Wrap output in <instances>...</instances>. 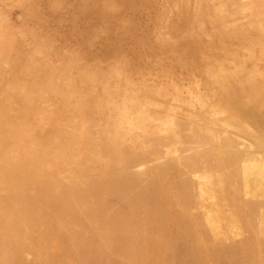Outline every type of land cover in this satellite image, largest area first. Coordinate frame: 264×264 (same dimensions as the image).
<instances>
[{
  "label": "bare ground",
  "instance_id": "6f19581e",
  "mask_svg": "<svg viewBox=\"0 0 264 264\" xmlns=\"http://www.w3.org/2000/svg\"><path fill=\"white\" fill-rule=\"evenodd\" d=\"M23 1H27V0H22L21 2H23ZM38 1L35 0V2H37V4L39 5ZM47 1H51V0H47ZM47 1L45 0V2H47ZM88 1L92 2V4H93V2L95 0L94 1L88 0ZM115 1H117V3L120 5L119 7H121L122 3H119V1L124 2L125 0L124 1L115 0ZM132 1L136 2L134 0H132ZM132 1L131 0L128 1L127 4H130V2H132ZM142 1L143 2L145 1V3H146V0H142ZM161 1H163V0H161ZM170 1L169 0L167 1L168 5H170ZM35 2L32 3L33 6H34ZM42 2H44V1H42ZM42 2H40V4ZM100 2H98V3H100ZM154 2H151V3H154ZM190 2H193V5L190 6L189 5ZM117 3L116 2L115 3L110 2L108 4V8L110 10L115 9L117 7ZM161 3H163V2H161ZM26 4H24V6H26ZM32 4H30V5L32 6ZM37 4H35V7ZM47 4H49V2H47L46 5ZM114 4H116V6ZM141 4H142V2H141ZM141 4H140V6L143 5V4L142 5ZM149 4H150V2H149ZM80 5H78V7H81ZM93 5H95V4H93ZM93 5H92V7H93ZM168 5H167V7H168ZM42 6H44V4ZM45 6H44V8L42 7L43 10H45V8H46ZM58 6H60V5H58ZM75 6H77V5H75ZM75 6H72V8L71 7L70 8L73 9ZM83 6L84 5H82V8H83ZM86 6H88V5H86ZM86 6H85V9H86ZM90 6H91V4L87 8L90 9ZM100 6L103 7L104 5H100ZM135 6H136V4H135ZM161 6L163 9V4ZM164 6H166V5H164ZM170 6H173L172 9L176 8V7H177L176 9H182L183 12L186 13V16H184L185 14L183 15L182 13L179 12L181 15L178 13L177 18H179L178 21H181V22L176 21L177 20V19H175V17L177 16L176 15L173 18V20L175 19L174 21L171 19L173 21L171 23H174L176 21L175 23L178 22L181 24V26L185 25V27L187 26V23L191 17L190 14L188 13L189 12L188 8H191L192 11L193 10L195 11V9H196V12L199 11L201 13L203 11L198 10L200 7H202V6L203 7L213 6V8H212L213 15H211V16H214L215 17L214 20H216V23H215L216 25H214V26H216V29H217V35L219 37V43H218L219 46L218 47H220L217 50L220 49V51H224V50L229 51V53H225L223 55L220 53V56H221L220 59H222V57L223 58L226 57L229 54V58H230L229 60L231 63L235 62L234 63L235 67H233L231 70H228L225 68V66H227V65L223 64V62H222V64L220 63V67L216 66V62L212 63V64L210 63L211 65H208V67H209L208 71L206 72V74H204V76H202L203 80H204V84H203L204 88L203 87H201V88L204 89L203 90L204 92L202 91V93L201 92L197 93L198 90H194L195 89L194 87H193V90H190L191 89L190 86L192 85L191 82L188 85L190 89L187 88L188 91H186L187 96L184 95V94H186V92L183 93L185 90L182 92V90L184 88H182V90H181L182 95H181L180 90L176 87L170 88L169 90L165 89L170 84H168L167 87H163V88L159 89V86H158L159 83H157L156 84L157 87L155 86L156 88L151 87L148 89L146 85H142L143 80H140L141 78L139 79L140 81L138 80L139 84L135 80H133V81L137 84H135V83L132 84V83H128V81L124 77H122V74L118 73L120 71H116V72L112 71V72H109L107 74L106 71H105L106 73H104V72L102 73L101 68L97 67V68H99L98 70H100L99 77L101 78V81H99V83H97L98 81H96V83L99 84L101 88L103 86L102 90L95 83V80L97 79L95 74H93L92 77L87 75L88 78L90 77L92 79H89V80L86 79V80H88L89 83L92 84V86L96 84V86H98L100 88L99 92H101V91L102 92H101V94L99 93L97 96L95 95V97L92 96L91 99H87L85 101H83V100L80 101L81 98L79 99L78 102H75V103H74L75 99L73 101L71 99V102L61 100L62 96H64V97L68 96V98H70V96L75 95L74 93L77 92V91L72 92L73 89L72 90L69 89L70 91L68 90L67 92H66V90H65V92L61 91V89H63L64 86L65 87L67 86L68 82H69V84H71L70 81L73 80L72 76H70V74L66 73V71H67L66 69H61L60 70L61 73L59 75H57L59 78V81L62 80L61 81L62 85L57 86V85L61 84L60 82H59V84L54 83L55 85H51V84H50L51 86L49 85L50 87L55 88L54 91H53V88H50L52 90L48 94H50L52 97L55 96L57 98L56 102L47 103V105L46 104L43 105L41 103L40 104L34 103L33 98H31V97L28 98V96H30V93L22 92V90H21V87L25 88L26 86L24 87V86H21L20 83H16V84H19V89L21 90V97L23 95L25 98L24 99L22 97L23 98L22 100H24L23 106L20 107L21 108L20 110H19V108H17L20 112L18 111L19 113L16 114L15 111H17V109L14 111V113L12 112L14 110L15 106H13V104H11V101L9 100L10 101V103L8 102L9 105L6 104L7 97L9 98L10 94L9 93H8L9 95L5 94L7 97H5V95L3 96L6 98L5 104L7 105V106L1 105V107H0V153L3 150H5V153L3 154L4 164H5V162H10L12 165L13 160H15V159H16L15 161H17V164H18L17 158H20L21 160H23V158H21V157L24 155V154H22L23 153L22 150H24V149L21 148L22 153L18 152V153H21L22 155L18 154L16 156H13L12 154L10 155L9 154L10 151L8 153V150L6 151V149H8L9 147H14L16 149H19V147L23 143H25L24 145L26 147H28V149L30 150V153H28V155L26 157L24 156L25 158H27L29 160L31 158H33V160H38V162H40L41 165L43 164V166L49 170H50V167H52V168L56 167L57 168L56 173H58V175H59V176L57 175L58 176L57 181L59 178L61 179L60 183H59V185H61L60 189L62 188V186H64V185H62L64 183V181H63V183H61L62 178H64L63 176H65L64 171H66V174L69 173L70 174L69 177L71 176L73 179V186H69L72 188H70L68 190L69 195L67 196V197L71 198L72 200L67 201L66 197L61 195V193L63 191H61V190L59 191V189L57 190V189L53 188L54 190H57V192L59 191L57 193L59 196L57 195L58 199L57 200L55 199L57 201L56 208L53 204L52 205L56 209V211L54 213L55 214V220H56L55 222L57 224V225L56 224H54V225L56 226V229L58 231V232L57 231L56 232L59 233V238L63 239V237H64L66 239V242L71 245V247L73 248V250H72L73 253L71 251L70 252L73 254L72 255L73 257H77V259L79 261V257L81 255L85 256L84 259H82V260L80 259L81 264H109V263L113 262L115 258H118L120 260L121 264H125L127 261H129V260L131 261L134 259H136V260L140 259L139 261H141V259H145L146 261L145 260L144 261L147 262V264H149L147 260L152 261L153 258H154L153 263H151L149 261L151 264L155 263V259H158V262L160 264H163V262L166 258H168L170 260H166L167 262L165 261L166 263L164 262V264H175L177 262H179L180 264H183L184 259L183 260L179 259L182 256H180L179 258L177 257V255L179 256V254L182 252L181 250H183L182 248H180L179 250L181 252L177 253L176 250H177V246L179 244H183L184 246H187V247L189 246L190 248L192 247L191 248L192 250L190 249L191 250L190 253L194 249H195V251L200 250L199 247L202 245L200 252H198V253L195 252L193 254L191 253L193 255V257L194 256H197V257L200 256L199 254H202L201 251H203L202 248H204L203 245H205V248H206L207 243L210 246H208L209 248H206V249L204 248V251L209 249L208 250V251H210L209 253H211V251L213 250L212 249L213 247L215 248V250H218V249L220 250V248H223V250H226V248L224 249V246H226L229 242L228 241L224 242L225 244L227 243L226 245L223 243L224 246H222L221 243L223 241H225L227 238H228L227 240H229L230 237L232 236L230 239V242H231V240L233 239V236H234L233 234H235V235L237 234L236 236H238V234L241 233L242 235L240 234L239 236H242L245 238V236L249 232H255V230H253V228L251 227L252 223L250 225L248 224V227H247L249 230H250V228H252V230H250V231L248 230L249 232L246 233L245 236L243 235L244 233L241 232L243 229L246 228L247 223L250 222L248 220H253L254 219L253 217H256V221L255 222L253 221V223L256 225L257 224L261 225L260 223H262L263 222L262 220H264V0H173ZM27 7H29V6H27ZM78 7H76V8L78 9ZM157 7H158V5H157ZM159 7H158V9L155 8V10L157 9L158 12L160 11ZM30 8H32V7H30ZM136 8H134V9H136ZM149 8H150V6H149ZM39 9H41V7ZM71 9H70V11H71ZM89 9H87V10H89ZM121 9H122V7L119 10H121ZM162 9H161V11H162ZM169 9H170V7H169ZM176 9H174V10H176ZM185 9H188V11L186 10L187 12H185L184 11ZM37 10H36V12H37ZM61 10L63 11V9H61ZM61 10L59 8V10L55 9L54 11H57L56 13H58ZM73 10H75V9H73ZM82 10H84V9H82ZM110 10L107 9L108 13ZM126 10L128 12L129 8L128 9L124 8V11H126ZM139 10H141V9H139ZM210 10H211V8H209L208 11H205L207 15H209ZM29 11L30 10L28 9V12ZM39 11L43 12L42 9ZM39 11H38V14H39ZM46 11L47 10H45L44 12H46ZM50 11H51L50 15L54 14V13H52L53 12L52 10H50ZM115 11H113V12L115 13ZM124 11H123V14L126 13ZM156 11H155V13H156ZM169 11L170 10H168V12ZM171 11L173 12V10H171ZM31 12L35 13L34 11H31ZM31 12H29L28 14L29 15L33 14ZM83 12H85V13H83ZM83 12L80 11V14L82 16V18L80 20H82V21H84L83 15H84V17L87 18V16L89 17V15L92 14V13H90L89 15H85V14H87L86 10ZM94 12H95V10H94ZM139 12H141V11H139ZM170 12H169V14H172V12L171 13ZM177 12H178V10H177ZM56 13L54 14L55 16L51 15L54 17V19L56 17ZM72 13L73 12H71L70 14L72 15ZM74 13H75V11H74ZM82 13H83V15H82ZM120 13L122 14V12H120ZM155 13H150V14L152 15ZM187 13L189 14L190 17H189V20L187 18V23L185 22L186 24H184L183 21L186 20L185 17H188ZM35 14H37V13H35ZM48 14L49 13H47V15ZM63 14H65L64 16L67 15V13H65L64 11H63ZM63 14L60 13L59 14L60 17H63ZM80 14L78 15V17L80 16ZM144 14H142V16ZM174 14L175 13L173 12V15ZM34 15H33V17L35 18L37 15H35V16ZM40 15H42V14L40 13L38 16H40ZM74 15L75 14L72 15L73 17L72 16H70V17L72 19L73 18L78 19L77 14L75 15L76 17ZM132 15H133V13H132ZM155 15H152V16L155 17ZM158 15H159V13H158ZM158 15H157V17H158ZM193 15L194 14H192V16ZM196 15H197V13H196ZM196 15L194 17H196ZM44 16L47 17L46 15H44ZM103 16L105 17L106 13H105V15L103 14ZM125 16H128V15L125 14ZM136 16L137 15H135V17ZM182 16H184L185 19L182 18ZM203 16H204V13H203ZM33 17H30V18L33 19ZM57 17L59 18L58 15H57ZM57 17H56V20H58ZM70 17H68V19ZM109 17H110V21H111L112 16H108V19H109ZM117 17H121V16L119 15ZM171 17H172V15H171ZM194 17H193V20H194ZM49 18H51V17L49 16ZM101 18H103V17L101 16ZM122 18H124V20H126L125 17L122 16ZM122 18H120L119 20H121V22L123 24L126 21H122ZM159 18H160V16H159ZM166 18L168 19L169 16ZM180 18L182 20L183 19L184 20L182 21ZM32 19H29V20H31V22H33ZM40 19L41 18H39V20ZM60 19H62V18H59V20ZM72 19H70L69 21L73 22V25H76L74 23L75 20L73 19L74 21H71ZM103 19H107V18L105 17ZM206 19H207V17H206ZM36 20L38 21V18H36L35 21ZM44 20H45V18L42 20L43 24H44ZM65 20L67 21V19H64L63 21H65ZM98 20H101V22H102V19H98ZM112 20L113 21L118 20V18L112 19ZM127 20H128V18H127ZM137 20H139V18ZM154 20H156V19H154ZM160 20L162 22V19H160ZM191 20H192V18H191ZM196 20H197V18H196ZM25 21H26L25 23H27V18ZM48 21H50V20H48ZM77 21H79V20H77ZM107 21H109V20H107ZM140 21H141V19H140ZM157 21H155L156 23H154V25L156 24V26L158 25ZM166 21H168V20H166ZM166 21L163 24L164 26L167 25ZM210 21H212V20H210ZM210 21L208 20V22H206L204 20H197L196 25H195L196 21L194 22L193 25L191 24V26H194L192 28H191L190 24H188L191 28L190 31L187 29L189 31L188 34H190L189 36L192 37V35L195 36V35L199 34L200 32H202L204 29L207 28L206 25H208V23ZM39 22L40 21H38V23ZM42 22H41V24H42ZM51 22H53L55 24L56 21L54 22V20H53ZM60 22H61V20H60ZM70 22L68 24H70ZM90 22L91 21H89V23ZM101 22H99V23H101ZM127 22L129 23V21H127ZM133 22H135V21H133ZM78 23H77V25H78ZM105 23H103V25H105ZM117 23H114V24H117ZM120 23H118V24H120ZM141 23L142 22H140V24ZM151 23H152V21H151ZM158 23H160V21ZM49 24H50V22H49ZM60 24H62V23H60ZM60 24H58V25H60ZM63 24L65 26L64 22H63ZM83 24H85V22H83ZM87 24H88V22L86 21V26H87L86 28L90 29ZM91 24H94V23H91ZM107 24H106V26H107ZM114 24H113V28L116 27L115 28L116 31L119 30L121 27H123V25L125 26V24H123L122 26L120 25L121 27H119V25L114 26ZM133 24H135V23H133ZM180 24H179V26H180ZM24 25H26V24H24ZM94 25H95V29H96V27L100 24L97 23V26H96V23H95ZM94 25H91L90 27L93 28ZM137 25L138 24H136V26ZM53 26H52V28H53ZM56 26H54L55 29L58 28ZM81 26H82V22H81V25H79V29L77 28L79 30V32L77 31L76 34L81 33V31H80L81 29L85 30V27L80 28ZM127 26L129 29V24L126 25L125 27H127ZM173 26H176V27H174V28H176V31H175L176 33L180 32L181 31L180 29L183 28V26L181 28L177 27L178 26L177 24H175V25L173 24ZM26 27H27V25H26ZM29 27H31V26H29ZM33 27H34V25H33ZM38 27L41 29L44 26H42V27L38 26ZM60 27H61V25L59 26V28ZM66 27L68 29V25H66ZM108 27L110 28V26H108ZM118 27H119V29H117ZM125 27L121 28L123 31V32L122 31L121 32L123 34L126 32ZM131 27H132V25H131ZM137 27H139V26H137ZM146 27H145V29H146ZM209 27H211V26H209ZM52 28H50V29H52ZM65 28H64V32H65ZM71 28L72 27L69 28L68 32H70ZM102 28H106V27L104 26ZM150 28H151V26H150ZM34 29L36 31L38 28L37 29L34 28ZM50 29L46 30L48 32V34H49ZM58 29L56 31H58ZM73 29L74 28L71 29V32H73ZM95 29L93 28L92 30L91 29L90 30L93 31ZM136 29L137 28H134L133 31H135ZM156 29H158V28H156ZM159 29H160V27H159ZM61 30H62V28H61ZM74 30H76V29H74ZM167 30L170 32V35H171L172 30H169V28ZM183 30H184V28H183ZM1 31H0V36L4 35L3 34L4 32L2 33ZM33 31L34 30H32V32ZM60 31H59V35H60ZM100 31H101V33L104 32L103 29H100ZM106 31H107V28H106ZM113 31H112V33H110V31H109L111 36L113 33H115V35L119 34L118 32L116 34V32L115 31L113 32ZM157 31H158V34H160L159 30H157ZM168 31L165 33V35L169 34ZM173 31H174V29H173ZM40 32H41L40 34H42V36H39V34L36 36H38V38L42 37V39H40V40L44 41L43 35L45 33H42V31H40ZM43 32H45V31H43ZM184 32H186V31H184ZM206 32H207V30H206ZM25 33H30V32H28V31L24 32V37H25ZM37 33H39V32H37ZM50 33L52 34L51 30H50ZM83 33H84V35L86 33V36H87V34H90V32L87 33L86 31H84ZM107 33L105 32L106 35H107ZM136 33L137 32H135V34ZM149 33H150V31H149ZM162 33L163 32H161V34ZM213 33H214V31H213ZM19 34H21V33H19ZM48 34H47V36H48ZM51 34L49 35V38L52 36L54 37V35L52 34V36H51ZM63 34H61V35L64 36ZM161 34H160V41L159 42H163V44L167 43L166 45L171 44L170 46H172L173 44H176L174 42L169 43L170 39L168 38V36L164 37V36H161ZM175 34H174V32L172 33V35H174V36H175ZM56 35H57V33H56ZM84 35L83 36L81 35V36L86 37ZM128 35H129V33H128ZM141 35H139V36H141ZM143 35H144V33H143ZM215 35H216V33H215ZM27 36H28V34H27ZM73 36H74V34H73ZM81 36H80V40H83V38ZM89 36H87L86 38L90 39ZM114 36H112V37L114 38ZM121 36L124 37V36H126V34L121 35ZM121 36H119V37H121ZM139 36H137V39H139L137 41L138 44H140L139 43L140 39H141V41L143 40V42L145 40V39H143L144 38L143 36H141L140 38H139ZM144 36L146 37V35H144ZM151 36H152V34H151ZM177 36L181 37V35H177ZM183 36H184V34H183ZM30 37H31V34H30ZM44 37H45V35H44ZM65 37H68V35H65ZM70 37H71V39H73L72 36H70ZM70 37H68V39H70ZM92 37H94V38L99 37L98 33H97V37H95V33H94V36H92ZM119 37L117 36L115 38H119ZM155 37H156V34H155ZM190 37H188V39ZM193 37L191 39H193V42H194ZM227 37L234 38V41H235V47L234 48H230V45L227 42H225ZM243 37H245L247 39H254V41H251V40L246 41L245 39H243ZM34 38H35V36H34ZM58 38L56 36L57 40H58ZM86 38L84 40H87ZM103 38L102 39L98 38V39H101L102 41L107 39L106 36ZM134 38L133 39L131 38V39L134 40ZM172 38H174L176 40L177 37L172 36ZM178 38H177L178 41H184V40H182V37H181V39L179 38L180 40ZM195 38H196V36H195ZM13 39L14 38L9 39V40H13ZM29 39L31 40V38H29ZM45 39H46V37H45ZM53 39H55V38H53ZM61 39H62V37H61ZM110 39H111V37H110ZM129 39H130V37H129ZM137 39L135 38V40H137ZM191 39H189V40H191ZM24 40L26 41V39H24ZM121 40H122V38H121ZM126 40H128V39H126ZM132 40H131V42H132ZM155 40H156V38L154 39V41ZM13 41H15V40H13ZM35 41H37V40H34L33 42H35ZM41 41L39 42V40H38V44H40ZM48 41L49 40L47 38V42ZM59 41H62V40H59ZM69 41L67 40V42H69ZM89 41H91V40H89ZM92 41H93V39H92ZM107 41H105V42H107ZM109 41H111V40H109ZM113 41L114 40H112L111 43H113ZM120 41H118V42L120 43ZM151 41H153V40H151ZM157 41H158V38H157ZM210 41H212V40H210ZM33 42H30V43H33ZM62 42H64V44H67V43H65V41H62ZM94 42H95V44L98 43V41H95V39H94ZM94 42H91V43L93 44ZM133 42H135V41H133ZM143 42H142V44H143ZM191 42H192V40H191ZM212 42L214 43V40ZM11 43L10 42L8 43V45H7V46H9V49H8L5 44L3 45L0 42V44H1L0 47H3V46L6 47V49L4 48V50H2V51L5 52V50L8 49L9 50L8 52H10L11 50H13L14 48H12L13 47L12 45H14V43H17V42H14L13 44H11ZM75 43H77V42H75ZM91 43H89L88 45H90ZM177 43L179 45L183 44L180 42H177ZM196 43H195V45H197ZM35 44H33V45H35ZM38 44H37V46H39ZM42 44H43V42H42ZM59 44H60V42L58 43V45ZM83 44H84L83 46L85 47L86 43H83ZM52 45L54 46V43L51 44V46ZM120 45H122V44L120 43ZM120 45H118V46H120ZM123 45H124V43H123ZM128 45H130V42ZM132 45H134V43ZM135 45H137V43ZM184 45H188V44L186 43ZM191 45H193V44L191 43ZM10 46H11V49H10ZM43 46H44V44H43ZM46 46L48 47V43L46 44ZM65 46H67V45H65ZM94 46L95 45L93 44L92 47L94 48ZM106 46H108V45H106ZM106 46L104 47V49L106 48ZM143 46H144V48L146 47L145 44ZM173 46L177 47L178 45L176 44ZM212 46H213V44H212ZM54 47H56V46H54ZM57 47L60 48L59 46H57ZM70 47H73V46H70ZM126 47L122 46V48H126ZM191 47L189 46L188 48H191ZM209 47H210V45H209ZM35 48H33V49H35ZM85 48H86V50L88 49L87 46ZM101 48L99 47V49H101ZM116 48H118V47L115 46L114 49H116ZM136 48H138V47H136ZM180 48H182V47H180ZM183 48H184V50H186V47H183ZM188 48H187V52L191 53L189 51L190 49L188 50ZM20 49H18L19 52L22 51L24 48L21 50ZM43 49L40 48V49L36 50L37 51V53L35 52L36 55L42 54V51L44 52ZM61 49H59V50H61ZM94 49H97V47ZM130 49H131V47H130ZM235 49H236V51H235ZM47 50H49V49H47ZM76 50H79V49H76ZM117 50H115V53H112V55H114V54L117 55L118 53L120 54L121 51L118 50V52L116 53ZM122 50H124V49H122ZM132 50L134 51V48ZM245 50L248 51L247 54L249 56V59L253 61V65L250 68L246 67V63L248 61V56H246L244 54L243 51H245ZM32 51H34V50H32ZM61 51H59V52H61ZM67 51L68 50H66V52H64L65 56L62 57L63 59L67 57V55H66ZM79 51H81V50H79ZM99 51L95 50L94 52L96 54H94L92 56L95 57V55H97V52L100 53L98 55L101 56V52H99ZM141 51H142V49H141ZM196 51H198V50H196ZM203 51H205V50H203ZM230 51H233V53H230ZM49 52L50 51H48V53ZM70 52H72V51H70ZM75 52H74V54H75ZM90 52H91V50H90ZM94 52H91V53H94ZM102 52L107 53V52H105V50ZM122 52L126 55L128 50L125 49L126 53L124 51H122ZM201 52H202V50H201ZM26 53L28 54V52H26ZM32 53H34V52H32ZM128 53H130V51ZM133 53H135V55ZM133 53L132 54L134 56H136V52L134 51ZM148 53H149V51H148ZM0 54L3 55L2 53H0ZM5 54L6 53H4V55ZM45 54H47V53H45ZM50 54H52V52ZM54 54H55V52H54ZM61 54L62 53H60V55ZM124 54L121 53L120 55H118V58L120 56L124 57ZM145 54H147V52ZM216 54L217 53H214L215 56H216ZM60 55H59V58H61ZM72 55H73V53H72ZM107 55H109V54H107ZM133 55L131 58H133ZM150 55L152 56V54H150ZM3 56H0V58ZM7 56H10V57H7L10 61V58H12L11 55H9V53H8ZM33 56H35V55H33ZM42 56H45V55H42ZM55 56H57V55L55 54ZM75 56H77V55H75ZM110 56H111V54H110ZM256 56L258 58H256ZM53 57L54 56H52L51 58H53ZM254 57H255V60L257 62H255L253 60ZM14 58L15 57H13V59ZM39 58L40 57H38V59ZM80 58H81V55H80ZM108 58H109V56H108ZM111 58L114 60L113 57H110V61L112 60ZM125 58L129 59L128 56L127 57L125 56ZM22 59L24 60V58H22ZM32 59H29V60L32 61ZM48 59H49V57H48ZM63 59H61V61H64ZM75 59L76 60H74V61L76 63H78L77 59H79V57L78 58L76 57ZM81 59H79V60H81ZM1 60L2 59H0V61ZM27 60H28V57H27ZM53 60H55V57ZM93 60L97 62L96 59H93ZM39 61H41V60H39ZM92 61H91V63H94V61L93 62ZM108 61H109V59L107 60V62ZM117 61L119 62L120 60L117 59ZM121 61H123V60H121ZM127 61L129 63H131L130 59ZM3 62H5V61H3ZM6 62H7V60H6ZM85 62H86L85 59H83L81 63L83 64ZM107 62H106V64H107ZM193 62H192V64L194 65ZM225 62L226 61L224 60V63ZM1 63H2V61H1ZM47 63H49V62H47ZM59 63H58V65L56 64V67L59 66ZM69 63H72V65H69ZM111 63L112 62H110V64ZM122 63H124V62H122ZM122 63L119 62L118 64H122ZM228 63L229 62H227L226 64H228ZM231 63H229V64H231ZM5 64H7V63H4V65ZM20 64H22V63H20ZM25 64L26 63H24V65ZM30 64L32 65V63H30ZM40 64H42V62H40ZM62 64H63V62H62ZM64 64L66 67H68L67 65H69V67L70 66L72 67L73 65L75 66V64L71 61L68 62V64L66 61V63H64ZM124 64L127 65L128 63H124ZM7 65H9V64H7ZM49 65L50 64L44 63L45 68L48 67ZM78 65H80V64H78ZM96 65H97V63H96ZM98 65H99V63H98ZM104 65H105V63H104ZM148 65H149V63H148ZM195 65H196V63H195ZM223 65H225V66H223ZM25 66H24V68H25ZM37 66H38V63H36V67ZM154 66H157V65H154ZM229 66H228V68L232 67V64L230 67ZM12 67H14V65ZM92 67H93V65H92ZM195 67H197V65ZM3 68L7 69V66L2 67V68L0 67V74H1V71H3ZM51 68H53V67L49 68L50 71H53V73H54V70H53L54 68L53 69H51ZM76 68L79 69V67H76ZM76 68L75 69L73 68V69L77 72L78 70ZM89 68H87V69H89ZM153 68L155 69L156 67H153ZM32 69H33V67H32ZM34 69H35V71L37 70V73H38V70L42 69V65H41V68L39 67V69H38V67H37ZM118 69H119V67H118ZM126 69H127V67H126ZM152 69H151V71H152ZM8 70H9V66H8ZM10 70H11V68H10ZM43 70H45V69H43ZM57 70H58V68H57ZM81 70H83V68ZM92 70L95 71L94 69H92ZM122 70H123V72L126 71L125 69H122ZM158 70H159V68H158ZM177 70H178V68H177ZM186 70H187V67H186ZM79 71H80V69H79ZM84 71H86V70H83L82 72L84 73ZM198 71L200 72L199 69H198ZM201 71H203V70H201ZM45 72L42 71V73H44V74H45ZM82 72H79V73H81V75H82ZM141 72H143V71H141ZM9 73H11V72L9 71ZM182 73H184V71ZM195 73L196 72H194L193 74H195ZM5 74H2V79H3V75H5ZM11 74H13V73H11ZM55 74H56V72H55ZM201 74H203V73L201 72ZM49 75H51V73ZM187 75H189V74H187ZM53 77H54V75H53ZM79 77L81 78V76H79ZM85 77H86V75H85ZM202 77H200V78H202ZM26 78H28V77H26ZM82 78H83V76H82ZM147 78H149V77H147ZM147 78H145V79H147ZM190 78H192V77H190ZM0 79H1V77H0ZM28 79H29V82H31L30 78H28ZM47 79L48 78H46V80ZM186 79L187 78L185 77V83L184 84H186ZM4 80H5V78H4ZM53 80H54V78H53ZM76 80L78 81L77 83H79L80 79L78 80L76 78ZM121 80L123 81V83L125 85L123 84L124 87L119 88L117 90L116 89L117 87L114 86L113 83L115 81L120 82ZM151 80H153V78ZM155 80H158V82H159V79H157L156 77H155L154 81ZM197 80L198 79H196V81ZM10 81H12V80H10ZM178 81H179V79L175 82H178ZM19 82H21V80ZM40 82L41 81H39L38 83L41 84ZM140 82H142V83L140 84ZM25 83L26 82H24L22 85H24ZM49 83H51V82H49ZM77 83L75 82V84H77ZM82 83L83 82H81V84ZM152 83H154V82H152ZM7 84H5V85H7V87H8V90H7L8 92H11V91L13 92L14 91L13 89H15V87L18 86V85L12 86L13 88L10 90L9 86L11 87V85L9 83H7ZM43 84H44V82H43ZM69 84H68L67 88H71L69 86ZM119 84L122 85L121 83H119ZM5 85H3V87ZM83 85L85 87V84H83ZM115 85H116V83H115ZM193 85H194V83H193ZM112 86H114L116 88H112ZM200 86H202V84ZM119 87H121V86H119ZM127 87H130L129 91L126 89ZM6 88H4L3 90H5ZM42 89L44 90V88H42ZM47 89L48 88H46V91H47ZM84 91L90 92L91 90H90V88H87V90L85 88ZM14 92H16V91H14ZM17 92H20V91L18 90ZM17 92H16V95L18 96ZM89 92H88V94H91ZM91 92L93 93V91H91ZM4 93H5V91L3 92V94ZM78 93H80V92H78ZM3 94L0 93V95H3ZM36 94L39 97H42L41 99L43 100V96H41V95H44L45 92L39 91ZM80 94L82 95V93H80ZM84 95H87V94L83 93L82 96H84ZM87 96H89V95H87ZM0 97L2 98V96H0ZM59 97H61V99H58ZM14 98H15V95H14ZM30 98L33 100H29ZM45 98H48V97H45ZM76 98L78 99L77 96H76ZM2 99H3V101L5 100L4 98H2ZM47 100H49V99H46L45 101H47ZM58 100H60V101H58ZM0 101H1V99H0ZM1 103L2 102H0V104ZM17 103L20 104L19 101H17ZM49 105H52V108H49L48 107ZM243 125H249V126H246V128L249 127L247 129H250L251 131L246 130ZM252 125H253L252 128H254V127L256 128V131H254V132H252V131L255 130V128L254 129L250 128V126H252ZM229 127L231 130L227 129ZM50 130H52V132ZM20 132H22V133H20ZM29 132H32V133L30 134ZM36 132H38V137L41 138V140L38 138L40 140V142H35V138H37V137H35L33 135H36ZM39 132H41V133L44 132L45 135H47V133H45V132H51V134L53 133L54 138L52 136V138L49 140L48 138H50V137L46 136V139L48 141L47 142L46 139L44 138L45 135L43 134L44 136H42V134ZM39 134H40V136H39ZM49 134L50 133H48V135ZM51 134H50V136H51ZM33 137H35V138H33ZM42 137H43V140H42ZM36 141H37V139H36ZM43 141H46V142L44 143ZM34 147H36V148L38 147V149H37L38 151L42 150L41 151L42 156H41V153L39 155L37 153V155H38V157H37V155H36L37 150ZM39 148H46V149L49 148V149H47L48 150L47 151V150L39 149ZM9 149H11V148H9ZM13 149H12L11 153H13ZM45 151H47V153ZM15 152H17V151H15ZM27 152H28V150H27ZM34 154L36 155V157L34 156ZM20 159H19V161H20ZM1 161H2V159H0V163H1ZM30 162H31V160H30ZM26 163H29V162H26ZM19 164H20V166L22 165L21 163H19ZM34 164H35V162H34ZM11 165H9V167H11ZM36 165L39 166V164H36ZM57 165H59L60 168ZM23 166H25V165H23ZM65 166H67V167H65ZM28 167H30V166H27V168ZM31 167H33V166H31ZM31 167L29 169H31ZM17 168L19 169V166ZM20 169H21V167H20ZM20 169H19V171H20ZM29 169L27 170L28 173H30ZM34 169L36 171L38 169V167H37V169H36V167ZM54 169H52V171ZM31 170L34 171L33 169H31ZM40 171H41V169H40ZM37 172L38 171H36V173ZM47 172H48V170H47ZM20 173H22V172H20ZM36 173H34V174H36ZM56 173L53 174V172H52V175H56ZM15 174H16V172H15ZM24 174H26V173H24ZM37 174H41V173H37ZM37 174L35 175V177L37 176ZM41 175H43V174H41ZM41 175H39V176H41ZM45 175L46 174H44V176ZM52 175L48 176L49 179L53 178ZM8 176H9V178H11L10 175H7V177ZM26 176H27V174L24 175L23 177L21 176V178H19V177L18 178L19 179H22V178L25 179ZM2 177H3V175H2ZM2 177L0 176L1 179H2ZM42 177L43 176H41L39 178H42ZM71 177H70V179H71ZM30 178H31V176H29V178H27V179H30ZM32 178H34V177H32ZM37 178H38V176H37ZM14 179H16V176L13 178V181H11V182H14ZM34 179H30L29 184H31V182L34 181ZM36 180H35V182H36ZM40 180H37L38 183L39 182L41 183ZM21 181H23V179L20 180V182ZM11 182L9 184H11ZM16 182L17 181L15 180V184H16ZM35 182H33V183H35ZM44 182L46 183V181H44ZM55 182H56V180H55ZM55 182H53V184ZM25 183H28V182L26 181ZM25 183H23V186L26 185ZM33 183H32V185H33ZM0 184H2V183H0ZM43 184H42V186H44ZM68 184L70 185L72 183H70V181H68ZM3 185H4V183H3ZM11 185L13 186V184H11ZM39 185H38V188H39ZM7 186H8V184H7ZM19 186H20V184H19ZM19 186H18V188H19ZM1 187H3V186L1 185ZM4 187H6V186H4ZM9 187H10V185H9ZM33 187H34V185H33ZM28 188H30V186ZM40 188H39V190H40ZM4 189L5 188H3V190ZM33 189H32V191H33ZM3 190L1 189V191H0L1 194L4 193V192H2ZM4 191H5V194H3L2 197L7 194L6 189ZM14 191H17V190H14ZM40 191H42V190H40ZM19 192H21V188H20ZM35 192H36V190H35ZM35 192H33L32 194H34ZM16 193L17 192H15L14 194H16ZM22 193L24 194V192H22ZM28 193L29 192H26L27 195H29L31 192L29 194ZM36 193H38V191ZM53 193L56 194L55 191H53ZM19 194H17V195L19 196ZM49 194H50V192H49ZM54 194H52V195L55 197ZM72 195H73L74 200L72 198ZM243 195H246L245 197L247 198V200H245L246 199L245 197L243 198ZM34 196H35V199L37 198V201H38L39 198L36 197L37 195L35 194L32 197L34 198ZM247 196H251L254 198L257 197L258 199L256 198V201H250V200H248V198H251V197H247ZM17 197L14 198V196H13V198L15 199L14 200L12 198L13 201L18 200ZM48 197L49 196H47V198ZM5 198H6V196H5ZM33 198H32V201L35 202V200H33ZM19 199L21 200V198H19ZM27 199H28V196H27ZM23 200L24 199H22L21 201L24 202ZM30 200L31 199H29V201ZM55 200H52L51 203H54ZM3 201H4V203H6L5 202L6 200L4 198H3ZM7 201H10V199L8 197H7ZM48 201H49V199H48ZM70 201L71 202L74 201L73 204L70 203ZM17 202L18 201L14 202V203H17ZM26 202H28V201H26ZM26 202H24V203L26 204ZM8 203L10 204L11 202H8ZM32 203H31V205H32ZM25 204H24V206H25ZM36 204H38V203H36ZM45 204H47V203L45 202ZM4 205H1V207L3 206V208H4ZM41 205L43 206L44 203H42ZM7 206H8V204H7ZM36 206H39V204ZM53 206H52V208H53ZM243 206H245L246 208ZM32 207L34 208L35 206H32ZM32 207H30V208H32ZM241 207L245 208V209L248 208L247 212L248 211L251 212L249 210V208L250 209L253 208L254 211L252 209L251 210L254 212V214L256 213V215L258 212H256L255 209H258V211L262 210L263 211V213L261 212V214L263 215V219H261L262 222L259 221L260 223L259 222L257 223L258 215L253 216V214L251 216L252 219H248L247 220L248 222H247L246 221L247 217H243L245 215V213L242 216V214H243V212H245V210L242 209ZM13 208L15 211V207H13ZM18 208H19V206H18ZM33 208H32V210H33ZM40 208H37V209L39 210ZM54 208H53V212H54ZM21 209H23L24 212L26 211L25 210L26 208H23V206ZM23 210H21V211L23 212ZM29 210H31V209H29ZM29 210H27V211H29ZM242 210H244V211L242 212ZM8 211H12V209L10 208ZM16 211L18 212V210H16ZM31 211H30V213H31L30 218L32 217V215L36 217V215L33 214L34 212L32 213ZM35 211L37 212V210H35ZM42 211L43 210L41 208L40 213H43V215H44V212H42ZM47 211L49 212V210H47ZM1 212H2V210H0V215H1ZM6 212H7V209H6ZM19 212H20V209H19ZM22 212H20V214ZM45 212H46V210H45ZM4 214L5 213H3V215ZM16 214L17 213L13 214V216ZM48 214H46V215L50 216V214L49 215ZM250 215H249V218H251ZM21 216H23V214L20 215V217ZM2 218H4V217H2ZM28 218H29V216H28ZM46 218H48V217H46ZM10 219L11 218H9V220ZM14 219H15V217H14ZM17 219L20 220L19 217ZM17 219H16V221H17ZM34 219H33V221H34ZM43 220H45V219H43ZM0 221H1V219H0ZM37 221H39V220H37ZM20 222L23 223L22 226L25 228L26 224H24V222H22V221H20ZM30 222L31 221H29V224H30ZM35 222H36V220H35ZM52 223H54V222H52ZM245 223H246V225H245ZM0 224H3V223H0ZM4 224H6V223H4ZM10 224H11V222H10ZM36 224H38V223H36ZM254 224H253V226H255ZM13 225L11 226V229L14 227ZM15 225H17V224H15ZM34 225H35V223H34ZM49 225L52 226L50 223H49ZM242 225L245 228L241 229ZM10 226H8L7 228H9ZM41 226H43V224H41L40 227ZM31 227H34V226L32 225ZM31 227H29V228H31ZM37 227H39V226L35 225V228H36L35 232L40 231L39 228H37ZM232 227H233L234 231L230 229ZM261 227H263V226H261ZM26 228H28V227L26 226ZM225 228H226V231L231 230V232H233V233H231L230 231L229 232L231 234H228L226 231L223 232V230H225ZM234 228H236V230L238 232ZM254 228H256V227H254ZM19 229H20V227H19ZM7 230L9 231V229H7ZM20 230L22 232V229H20ZM24 230H26V229H23V231ZM41 230H42V227H41ZM51 230H52V228L49 231H51ZM246 230L247 229H245V231H243V232H246ZM259 230H260V228H259ZM259 230L257 231L258 233H259ZM261 230H260V233H261ZM8 231H7V234H8ZM28 231H30V229H28L26 231V233ZM235 231L237 233H234ZM16 232H17V230L15 231V233ZM56 232L54 234H57ZM262 232L264 233V231H262ZM30 233H33L32 235H34V232H32V230ZM38 233L41 234L42 231L38 232ZM224 233H227L229 236L230 235L231 236L230 237L228 235L225 236ZM0 234H1V232H0ZM4 234H6L5 231H4ZM27 234H29V233H27ZM51 234H53V233H51ZM32 235L31 234L27 235L28 238L25 237L27 239V241L31 240ZM256 235H257V233H256ZM1 236H4V235L1 234ZM10 236H9V241L5 240V242L9 243V246L7 243H4V242L2 243L3 246L10 247V241H11ZM12 236H13V234H12ZM16 236L18 237L19 235H17V233H16ZM24 236H25V232H24ZM24 236L22 235L23 238H24ZM34 236L36 237V235H34ZM49 236H52V235H49ZM55 236L56 235L53 236V239H56V238H54ZM254 236H255V233H254ZM13 237H15V236H13ZM17 237H15V239H18ZM43 237H45V236H43ZM242 237H238V238H240V240H238V242L240 241V243H236L235 241H236L237 237L235 238V236H234L235 240L232 241V243H233V246H235V248L238 250V251H234V255L232 253L233 250L231 248H229L230 249L229 253L231 256L226 257L227 250L223 252L224 254L226 252L225 255L223 254L224 256L222 255L223 259L229 258L231 260L230 261L229 259L228 260L226 259V262L228 261V264H229V262H230V264H231V262H232V264L233 263L236 264L237 259H238L237 264H239L240 261L242 262L240 264H247V263L252 262L251 259H253V256H251V253H252L251 251H254L255 249L252 250L249 246V248L251 249V251L249 252L248 247H245V245L248 244V242H250L251 239L249 240V238L251 237V235L249 236V238H247V240H249V241L245 240L246 238L243 239ZM260 237L258 235V237H255L256 239L255 238L254 239L258 242L257 238H260ZM25 238H24V240H25ZM39 238H42V235L39 236ZM39 238H38V240H39ZM217 238H220V239L218 240ZM1 239L3 241L4 238L2 237ZM53 239L51 237L50 241H52ZM254 239L252 238L253 241H254ZM13 240L14 239L12 238V241ZM47 240H49L48 237L46 240H43V242L46 241L48 244L49 241H47ZM58 240H60V239L57 238V241ZM214 240H217L219 242L216 241V244H215V243H213ZM221 240H223V241H221ZM263 240H264V238H262L260 241L263 242ZM12 241H11V243H14ZM23 241H21V242H23ZM27 241H26V245H28ZM34 241L36 244L37 239L34 238ZM52 242H53V244L56 245V242H54V240ZM259 242L257 243V245H260L261 242L260 243ZM232 243H229L228 245H230ZM234 243L237 245L239 244V245L236 247V245ZM254 243H256V242H254ZM4 244H7V245H4ZM43 244H42V249H43ZM60 244H62V243H59V245ZM64 244H63V246H64ZM212 244H213V246H212ZM218 244H220L222 247H220V245H218ZM55 245H54V250L53 249L52 250L55 251V253L58 255V251L56 252V250L62 249L61 248L62 245H60L58 247H56ZM241 245H242V248L245 247L248 249L247 250L248 254H246V249H245V251H242ZM16 246H19V245L16 244ZM16 246L11 247V249L14 248V250H15ZM33 246H34V243L31 245V247L33 248ZM46 246H48V245H46ZM46 246H44L45 251L49 252L50 248L47 247L49 249L46 250ZM211 246H212V248H211ZM217 246H219L218 249H216ZM246 246H248V245H246ZM255 246H256V244L254 245V248H255ZM5 247L0 246V248L6 249ZM28 247H30V243H29ZM35 247L36 248L39 247V244H38V246H35ZM50 247H52V244ZM181 247H183V246L181 245ZM197 247L199 249H197ZM230 247H232V246H230ZM238 247H240V248L238 249ZM260 247H264V246L260 245ZM32 248L30 251H32ZM39 248L41 249V247H39ZM72 248H70V249H72ZM232 248L235 250L234 247H232ZM11 249L9 248V250L12 252L13 250H11ZM40 249H38V251H37L38 253L41 252L42 249L41 250ZM66 249L68 250V248H66ZM227 249H228V246H227ZM257 249H259L258 246H257ZM260 249H262V248H260ZM9 250L8 251L6 250L7 253L9 252ZM18 250H20L19 252H21V253H19ZM18 250H16V251L19 254H22V252L23 253L25 252V251H22V250H25V248L22 249L20 247V249H18ZM215 250L211 253V255H210L211 257L214 256L213 253H215ZM33 251H34V249H33ZM43 251H42V254L44 253V256H45L44 261L41 260V257L38 259L41 260L40 262L43 261L42 264H47V263H49V261H48V258L46 259V257L49 256V253L46 256L45 252H43ZM204 251H203V256L205 254ZM239 251H240L241 257H242V255H245V254L248 256H251L252 258L251 259L249 258V260L251 262L245 263L244 260H245L246 255L243 256L244 257L243 260H242L243 257L240 259V256L236 254V252L239 254ZM257 251L258 250H256V253H257ZM3 252H4V250L2 251V253ZM13 252H15V251H13ZM80 252H82V253H80ZM260 252H262V251L260 250ZM2 253L0 255H2ZM12 253L11 254L8 253L7 255H10V258H11V255L13 256ZM35 253H34V255L36 256ZM38 253H37V255L39 256L40 254H38ZM64 253H67V252H63L62 254H64ZM183 253L184 252H182V254ZM186 253L188 254L189 252H186ZM190 253H189V255L191 256ZM206 253H207V255L206 254L205 255L208 256L207 251H206ZM217 253H218V255L216 254L217 256L215 255L214 258H216L218 256L220 257L219 251ZM256 253H254V259L258 258V257H255ZM262 253H263V255L262 254L261 255L263 257L258 253L261 256V258H263V259L259 258L260 263L262 262L261 260H264V252H262ZM27 254L28 253H26V255ZM46 254H47V252H46ZM62 254L60 255L62 258H63V256L68 257V254L67 255L66 254L62 255ZM166 254H169V255H166ZM220 254H222V253H220ZM7 255L5 257V255L3 254L4 258H3V262H1V264L2 263L13 264V263H10L9 257ZM14 255H15V253H14ZM29 255L30 254H28V257H30ZM24 256H25V254H24ZM31 256H33V255H31ZM51 256L53 258L55 257V256H53V253L51 254ZM60 256L58 255V258H60ZM164 256H165V258H164ZM237 256H239V257L236 258ZM256 256H258V255H256ZM70 257H71V255H70ZM219 257L216 258L219 260V261L217 260L218 262H220V259H221V261H223V263L227 264L226 262H224V260L221 257L219 259ZM232 257H235L236 260L232 261L233 260ZM20 258L23 259V257H21V256H20ZM20 258L18 261L19 263L21 261ZM30 258H32V257H30ZM51 258H49V260ZM71 258H70V260L68 258V260L72 264L73 261H71ZM172 258H173V261H171ZM188 258H185V259L188 260ZM190 258H192V257H190ZM190 258H189V260H190ZM35 259H37V258L35 257ZM35 259H34V263H36ZM65 259L67 260V258H64L63 260H65ZM160 259L162 260V263H161ZM45 260H46V262H45ZM61 260H59V262H61ZM63 260H62V262H63ZM68 260L66 262H68ZM209 260H210V258H209ZM209 260L207 259V261H209ZM53 261H52V264H54L57 261V259L55 260V262H53ZM24 262L25 261L22 260V263H24ZM40 262L36 263V264H41ZM70 262H69V264H70ZM118 262L119 261H117V263ZM256 262H258L257 259L255 260V264H256ZM19 263H17V264H19ZM74 263H76V262H74ZM131 263H132V261H131ZM159 263L156 262V264H159ZM263 263H264V261H263ZM263 263H261V264H263ZM31 264H33V263L31 262ZM49 264H51V262ZM64 264H67V263H64ZM111 264H113V263H111ZM129 264H130V262H129ZM139 264H143V263H139ZM203 264H210V263L204 262ZM213 264H215V263H213Z\"/></svg>",
  "mask_w": 264,
  "mask_h": 264
},
{
  "label": "rangeland",
  "instance_id": "374dc122",
  "mask_svg": "<svg viewBox=\"0 0 264 264\" xmlns=\"http://www.w3.org/2000/svg\"><path fill=\"white\" fill-rule=\"evenodd\" d=\"M14 1V2H13ZM22 0H0V31L4 34V35H1L0 36V42L4 45H8V43L10 42H12L11 44H13L14 42H17V43H14V45H12L13 47L12 48H16L15 50L13 49V50H11L10 52H8L9 50V46H7V50H5V52H3L2 50H4V48L6 49V47H4L3 45V47H0V53H2L3 55H4V53H6L7 55H8V53H9V55H11V57L12 58H10V61H9V59L7 58V57H10V56H7L6 54V56L4 55H1L0 54V56H3V57H1L0 59H2L1 61H2V63H1V61H0V67L2 68V67H6L7 66V69L6 68H3V71H1V74H0V77H1V79H0V93L1 94H3V92L5 91V93L3 94V95H0V96H2V98H4L5 100L3 101V99L0 97V99H1V101L0 102H2L1 104H0V107H1V105L2 106H7V105H9V103H10V101H11V104H13V106H15L14 107V110L12 111L13 113H14V111L17 109V108H19V110L21 109L20 107L21 106H23V101L24 100H22L23 98H24V96L22 95V97H21V90H22V92H27V93H30V96H28V98L29 97H31V98H33L34 99V103H37V104H46L47 105V103H52V102H56V100H57V98L55 97V96H51L50 94H48L52 89H50V88H53V91L55 90V88L54 87H50L51 85H55V84H59V82L61 83V81L62 80H60L59 81V78H58V76L57 75H59L61 72H60V70L61 69H66L67 71H66V73L67 74H70V76H72V78H73V80H71L70 81V83L71 84H69V82H68V84H69V86L71 87V88H67V86H68V84H67V86L65 87H63V89H61V91H63V92H65V90H66V92L69 90V89H73L72 90V92L74 91H77V92H75L74 94L75 95H72V96H70V98H68V96H62V99H61V97H59L58 99H61L62 101H68V102H71V99H72V101L74 100V103L75 102H78L79 101V99H80V101H85V100H87V99H91L92 98V96H94L95 97V95L97 96L99 93L101 94V92H99L100 91V85L99 84H97V83H99V81H101V78L99 77V75H100V70H98L99 68H97V67H100L101 68V72L103 73H106L107 72V74L109 73V72H112V71H120V72H118V73H120V74H122V77H124L127 81H128V83H135L133 80H135L136 82H138V84H139V81L140 80H143V83L142 82H140V84L142 83V85H146L147 86V88L149 89V88H156L157 86H156V84L157 83H159V89L160 88H163V87H167V85L168 84H170L167 88H165V89H170V88H174V87H176V88H178L179 90H180V92H181V90H182V88H184L183 90H182V92L183 93H185L186 91H188L187 90V88L188 89H190V90H193V87L195 88L194 90H198V92L197 93H202V91L204 90L203 88V84H204V80H203V77L202 76H204V74H206V72L208 71V65H211L212 63H215L216 62V66H219L220 67V63L222 64V62H223V64H225V65H227V66H225V65H223V66H225V68L226 69H228V70H231L233 67H235L234 66V63L235 62H233V63H231L230 62V58H229V54L226 56V57H222V59H220L221 58V56H220V53L223 55V54H225V53H229V51L228 50H224V51H220V49L219 50H217L218 48H220V47H218L219 46V37H218V35H217V29H216V26H214V25H216L215 23H216V20H214V16H211V15H213V13H212V8H213V6H211V7H200L198 10H200V11H203V12H199V11H197L196 12V9H195V11L193 10L192 11V9L191 8H188L189 9V14H190V16H189V14L187 15L188 17H185L186 18V20H184L185 18H184V16H186V13H184L183 12V10L182 9H176V8H173L172 9V7L173 6H170L171 5V3H172V1L173 0H169L170 1V5H168L167 3V1L168 0H163V1H159V0H146V3H145V1L143 2L142 0H134V1H136V2H133L132 0V2H130V4H127V2L128 1H130V0H122V1H124V2H120L119 1V3H122L121 4V7H122V9L121 10H119L121 7H119L120 5L117 3V1H115V0H90V1H94L93 2V4H95V5H93L92 4V2H89L88 0H51V1H47V2H49V4H47L46 5V3L47 2H45V0H37L38 1V3H39V5L37 4V2H35V0L33 1H29V0H27V1H23V2H21ZM42 1H44V2H42ZM105 1V2H104ZM140 1V2H139ZM150 2V4H149V2ZM165 1V2H164ZM21 2V3H20ZM25 2V3H24ZM33 2H35L34 3V6H33ZM40 2H42L41 4H40ZM81 2V3H80ZM87 2V3H86ZM98 2H100V3H98ZM110 2H113V3H117V7L115 8V9H112V10H110L109 8H108V4ZM139 2V3H138ZM141 2H142V4H141ZM151 2H154V3H151ZM161 2H163V3H161ZM23 3V4H22ZM27 3V4H26ZM103 3V4H102ZM126 5H124V4ZM136 4V6H135V4ZM145 3V4H144ZM149 5H148V4ZM166 3V4H165ZM24 4H26V6H24ZM30 4H32V6L30 5ZM35 4H37L36 5V7H35ZM44 4V6L46 7L45 8V10H47L46 12H44L45 10H43V8H44V6H42ZM81 4V5H80ZM91 4V6H90V9L89 8H87L89 5ZM134 4V5H133ZM140 4L142 5V6H140ZM163 4V9H162V6L161 5ZM21 5V6H20ZM49 5V6H48ZM58 5H60V6H58ZM75 5H77V6H75ZM78 5H80L81 7H78ZM82 5H84L83 6V8H82ZM86 5H88V6H86ZM92 5H93V7H92ZM100 5H104L103 7H101ZM115 6H116V4H114ZM129 5V6H128ZM138 5V6H137ZM148 5V6H147ZM153 5V6H152ZM157 5H158V7H159V12H158V7H157ZM164 5H166V6H164ZM167 5H168V7H167ZM189 5L191 6V5H193V2H190L189 3ZM27 6H29V7H27ZM63 6V7H62ZM72 6H75L73 9H75V10H73V9H71L72 8ZM85 6H86V9H85ZM124 6V7H123ZM149 6H150V8H149ZM152 6V7H151ZM156 6V7H155ZM23 9H22V8ZM30 7H32V8H30ZM41 7V9H42V11L44 12H40L39 10H41V9H39ZM43 7V8H42ZM49 7V8H48ZM58 7V8H57ZM71 7V8H70ZM76 7H78V9L76 8ZM92 7V8H91ZM137 7V8H136ZM140 7V8H139ZM143 7V8H142ZM169 7H170V9H169ZM35 10H34V9ZM38 10H37V9ZM59 8H60V10L61 9H63V11L65 12V13H67V15L66 16H64L65 14H63V11L61 10L60 12H58V13H56L57 11H54L55 9L56 10H59ZM67 8V9H66ZM84 9V10H82V9ZM102 8V9H101ZM106 8V9H105ZM124 8H126V9H128L129 8V11L127 12V10L126 11H124ZM134 8H136V9H134ZM147 8V9H146ZM155 8H157L156 10H155ZM202 8V9H201ZM209 8H211V10H210V12H209V15H207L206 14V12L205 11H208V9ZM28 9L30 10L29 12H31V11H34L35 13H37L38 14V11H39V14L41 13L42 15H40V16H38L37 14H35V13H33V12H31V13H33V14H28L29 12H28ZM32 9V10H31ZM70 9H71V11H70ZM77 9V10H76ZM87 9H89V10H87ZM104 9V10H103ZM107 9L108 10H110L109 11V13H108V11H107ZM117 9V10H116ZM139 9H141V10H139ZM146 9V10H145ZM161 9H162V11H161ZM174 9H176V10H174ZM188 9H185L184 11L185 12H187L188 11ZM191 9V10H190ZM24 10V11H23ZM36 10H37V12H36ZM49 10V11H48ZM50 10H52L53 12L52 13H56V17H57V15L59 16V18H62V19H60L61 20V22H60V20H59V18H58V20H56V17H55V19H54V17L53 16H51V15H54V14H51L50 15V13H51V11ZM73 10V11H72ZM86 10V13L87 14H85V15H89L90 13H92V14H90L89 15V17L87 16V18L86 17H84V15H83V13H85V12H83V11H85ZM94 10H95V12H94ZM106 10V11H105ZM116 10V11H115ZM124 12H126L125 14L126 15H128V16H125V14H123V11ZM131 10V11H130ZM152 10V11H151ZM168 10H173V12L175 13L174 15H173V12H172V14H169V12H168ZM177 10H178V12H177ZM182 10V11H181ZM187 10V11H186ZM71 13V12H73L72 13V15L73 14H77V17H78V15L80 14V11H82L83 13H82V15H83V20L84 21H82V20H80L81 18H82V16H81V14H80V16L78 17V19H76V18H71L70 16H72L69 12ZM74 11H75V13H74ZM79 11V12H78ZM113 11H115V13L113 12ZM135 11V12H134ZM139 11H141V12H139ZM155 11H156V13H155ZM165 11V12H164ZM176 11V12H175ZM28 12V13H27ZM120 12H122V14L120 13ZM167 12V13H166ZM170 12V13H171ZM182 13L184 16H182V18H184L182 21H183V23L184 24H186L187 23V18H188V20H189V17H190V20L188 21V23H187V26L185 27V25H182L183 26V28H184V30H183V28H181L182 26H181V24L180 23H178V22H181V21H178L179 20V18H177L178 17V13ZM47 13H49L48 15H47ZM60 13H62L63 14V17H60ZM101 13V14H100ZM105 13H106V18L107 19H103V18H105L104 16H103V14L105 15ZM108 13V14H107ZM119 13V14H118ZM132 13H133V15H132ZM135 13V14H134ZM145 13V14H144ZM150 13H155V14H152V15H155V17L154 16H152ZM158 13H159V15H158ZM165 13V14H164ZM179 13V14H180ZM196 13H197V15H196ZM203 13H204V16H203ZM28 14V15H27ZM37 15L35 18L33 17V15ZM46 15L47 17H45L44 15ZM99 14V15H98ZM116 14V15H115ZM141 14V15H140ZM142 14H144L143 16H142ZM164 16H163V15ZM169 14V15H168ZM192 14H194L193 16H192ZM202 14V15H201ZM34 15V16H35ZM69 15V16H68ZM74 15V16H75ZM112 16L111 18L112 19H117L118 18V20H112L111 19V21H110V17H109V19H108V16ZM121 16V17H117V16ZM135 15H137L136 17H135ZM140 15V16H139ZM157 15H158V17H157ZM167 15V16H166ZM171 15H172V17H171ZM177 15V16H176ZM181 15V14H180ZM179 15V16H180ZM196 15V17H194ZM49 16L54 20V22H55V24L57 25H55L53 22H51V21H53L51 18H49ZM55 16V15H54ZM62 16V15H61ZM96 18H95V17ZM101 16L103 17V18H101ZM122 16L123 17H125L126 18V20H124V18H122ZM159 16H160V18H159ZM169 16V18L167 19L166 17H168ZM174 16H176L175 17V19H177L176 21H178L177 23H171V22H173L174 20H173V18H174ZM24 17V18H23ZM27 18V23H25L26 21V18ZM29 17V18H28ZM30 17H33V19L32 18H30ZM65 17V18H64ZM68 17H70L69 19H68ZM73 17V16H72ZM76 17V16H75ZM93 17V18H92ZM100 17V18H99ZM117 17V18H116ZM144 17V18H143ZM164 19H163V18ZM181 17V16H180ZM193 17H194V20H193ZM203 17V18H202ZM206 17H207V19L210 21V20H212V21H210L209 23H208V25H206V27L208 28H206V29H204L202 32H200L199 34H197V35H195L196 36V38H195V36L194 35H192V37L194 38V42H193V39H191L192 37H190L189 35L190 34H188L189 33V31H190V29L192 28V27H194V26H191V24L193 25L194 24V22H195V25L197 24V20H204V21H206V22H208V20L206 19ZM36 18H38V21H40L39 23H38V21L36 22L35 21V19ZM39 18H41L40 20H39ZM45 18V20H44V24H43V22H42V20ZM95 18V19H94ZM102 19V22L103 23H105L107 20H109V21H107L106 23H105V25H103V23L101 22V20H98V19ZM120 18H122V21H129V23L127 22H124L123 24H125V26L126 25H128L129 24V29H128V26L127 27H125L123 24H122V22H121V20H119ZM127 18H128V20H127ZM139 18V20H137ZM143 18V19H142ZM149 18V19H148ZM166 18V19H165ZM191 18H192V20H191ZM196 18H197V20H196ZM29 19H32L33 20V22H31V20H29ZM64 19H67V21L65 20V21H63ZM70 19H72L71 21H74V23L76 24V25H73V22H70L69 20ZM86 19V20H85ZM88 19V20H87ZM140 19H141V21H140ZM154 19H156V20H154ZM159 19V20H158ZM160 19H162V22H161V20ZM173 21H172V20ZM29 20V21H28ZM48 20H50V21H48ZM77 20H79V21H77ZM105 20V21H104ZM145 20V21H144ZM158 20V21H157ZM166 20H168V21H166V23H167V25L166 26H164L163 24L165 23V21ZM4 21V22H3ZM37 23H35V22ZM86 21L88 22V26H89V28L92 30L93 28L95 29V23H96V26H97V23L98 24H102L101 26L100 25H98L97 27H96V29L95 30H93V31H91L90 29H88V28H86L87 26H86ZM89 21H91L90 23H89ZM94 21V22H93ZM97 21V22H96ZM113 21V22H112ZM133 21H135V22H133ZM151 21H152V23H151ZM155 21H157V26H156V24L154 25V23H156ZM160 21V23H158ZM41 22H42V24H41ZM49 22H50V24H49ZM62 23V24H60V23ZM63 22L65 23V26H64V24H63ZM70 22V24H68ZM79 22V23H78ZM81 22H82V26L80 27V28H84L85 27V30L84 29H81L80 31H81V33H77L76 34V32L78 31L79 32V25H81ZM83 22H85V24H83ZM99 22H101V23H99ZM110 24H109V23ZM120 23V24H118V23ZM140 22H142L141 24H140ZM186 22V23H185ZM26 24L27 25V27H26V25H24V24ZM30 23V24H29ZM35 23V24H34ZM67 23V24H66ZM77 23H78V25H77ZM91 23H94V24H91ZM109 25H108V24ZM114 23H117V24H114ZM133 23H135V24H133ZM171 23V24H170ZM32 24V25H31ZM56 26V27H58L59 28V26L61 25V27L58 29V31H56L57 29H55L54 28V26ZM58 24H60V25H58ZM94 25L93 26V28L92 27H90L91 25ZM106 24H107V26H106ZM113 24H114V26H117V25H119V27H121L122 25H123V27H125V33L123 34L122 32V29L121 28H123V27H121L120 29H119V27L117 28V29H119V30H117L116 31V27L115 28H113ZM136 24H138L137 26H139V27H137L136 26ZM143 24V25H142ZM173 24L175 25V24H177L178 26L177 27H180L181 29V33L180 32H178V33H176L175 31H176V28H174V27H176V26H173ZM179 24H180V26H179ZM188 24H190V26H191V28H190V26L188 25ZM33 25H34V27H33ZM49 25V26H48ZM51 25V26H50ZM66 25H68V29H67V27H66ZM84 25V26H83ZM121 25V26H120ZM131 25H132V27H131ZM154 25V26H153ZM161 25V26H160ZM163 25V26H162ZM172 25V26H171ZM6 26V27H5ZM8 26V27H7ZM29 26H31V27H29ZM36 26V27H35ZM38 26H40V27H42V26H44V27H42L41 29L38 27ZM52 26H53V28H52ZM72 27V28H74V29H76V30H74L73 29V32H71V29H70V32H68L69 31V28L70 27ZM106 27L107 28V31H106V28H102V27ZM108 26H110V28L108 27ZM136 26V27H135ZM147 26V27H146ZM150 26H151V28H150ZM153 26V27H152ZM168 26V27H167ZM171 28H170V27ZM209 26H211V27H209ZM25 27V28H24ZM65 28V32H64V28ZM76 27V28H75ZM145 27H146V29H145ZM159 27H160V29H159ZM163 27V28H162ZM22 28V29H21ZM31 30H30V29ZM33 28V29H32ZM34 28H38L36 31L37 32H39V33H37L36 31H35V29ZM50 28H52V29H50ZM61 28H62V30H61ZM78 28V29H77ZM103 29V33L105 34V32L107 33H109V31H110V33H112V31L114 30L115 32H116V34H117V32L119 33V34H117V35H115V33H113L112 34V36H114V38L111 36V34L109 33H107V35L105 34H103V33H101V31H100V29ZM134 28H137L135 31H133L134 30ZM156 28H158V29H156ZM169 28V30H172L171 31V35H170V32L167 30ZM5 29V30H4ZM27 29V30H26ZM29 29V30H28ZM48 29H50L51 30V32H52V34L54 35V37L52 36V34L50 33V30H49V34H48V32L46 31V30H48ZM98 29V30H97ZM132 29V30H131ZM143 29V30H142ZM145 29V30H144ZM155 29V30H154ZM173 29H174V31H173ZM189 31H188V30ZM21 30V31H20ZM24 30V31H23ZM32 30H34L33 32H32ZM61 30V31H60ZM86 31L87 33H89L90 32V34H87V36H89V38L90 39H88V38H86L87 36H86V33H85V35H84V31ZM124 30V29H123ZM128 30V31H127ZM157 30H159V32H160V34H161V32H163L162 34H161V36H164V37H167L168 36V38L170 39V42L169 43H176L178 46L176 47V46H173V45H176V44H173L172 46H170L171 44H169V45H166L167 43H164L163 44V42H159L160 41V34H158V31ZM163 30V31H162ZM206 30H207V32H206ZM212 30V31H211ZM20 31V32H19ZM30 32V33H25V37H24V32ZM40 31H42V33H45L44 35H45V37H46V39H45V37H44V35H43V38H44V41L42 40H40V39H42V37L40 38H38V36H36V35H38L39 34V36H42V34H40L41 32ZM43 31H45V32H43ZM59 31H60V35H59ZM63 31V32H62ZM83 31V32H82ZM96 31V32H95ZM113 31V32H114ZM122 31V32H121ZM149 31H150V33H149ZM168 31V35H165V33ZM184 31H186V32H184ZM188 31V32H187ZM213 31H214V33H213ZM7 32V33H6ZM54 32V33H53ZM62 32V33H61ZM67 32V33H66ZM75 32V33H74ZM92 32V33H91ZM134 32V33H133ZM135 32H137L136 34H135ZM174 32V34L176 33L177 35H181V37H182V40H184V41H178L177 40V38L179 37L180 39H181V37L180 36H177L176 34H175V36L174 35H172V33ZM19 33H21V34H19ZM33 33V34H32ZM56 33H57V35H56ZM64 33V34H63ZM66 33V34H65ZM94 33H95V37H97V33H98V36L99 37H97V38H94V37H92V36H94ZM128 33H129V35H128ZM143 33H144V35H146V37L143 35ZM180 33V34H179ZM215 33H216V35H215ZM23 34V35H22ZM27 34H28V36H27ZM30 34H31V37H30ZM47 34H48V36H47ZM51 34V36L52 37H50L49 38V35ZM61 34H63L64 36H62ZM70 34V35H69ZM73 34H74V36H73ZM101 34V35H100ZM126 34V36H121V35H125ZM142 34V35H141ZM151 34H152V36H151ZM155 34H156V37H155ZM183 34H184V36H183ZM213 34V35H212ZM33 35V36H32ZM65 35H68V37H70V36H72V38L73 39H71V37H70V39H68V37H65ZM84 35V36H86V37H82V36ZM128 35V36H127ZM139 35H141V36H143L142 38L143 39H145L144 40V42H143V40L141 41V39H140V41H139V43L140 44H138V40L139 39H137V36H139ZM18 36V37H17ZM34 36H35V38H34ZM56 36H57V38H58V40L56 39ZM77 36V37H76ZM80 36L83 38V40H80ZM107 37V39L106 40H101L103 37ZM119 37V36H121V37H119V38H115V37ZM141 36H139V38L141 37ZM170 36V37H169ZM172 36L173 37H177L176 38V40L174 39V38H172ZM31 38V40L29 39V38ZM33 37V38H32ZM61 37H62V39H61ZM110 37H111V39H110ZM129 37H130V39H129ZM137 39V40H135V38ZM186 37V38H185ZM188 37H190L189 39H191L192 40V42H191V40H189L188 39ZM215 39H214V38ZM12 38H14L13 40H15V41H13V40H9V39H12ZM26 39V41L24 40V39ZM47 38H48V42H47ZM53 38H55V39H53ZM76 38V39H75ZM81 38V39H82ZM87 39V40H84V39ZM98 38H101V39H98ZM113 38V39H112ZM121 38H122V40H121ZM124 38V39H123ZM128 39V40H126V39ZM134 38V40H132V39ZM156 38V40L154 41V39ZM157 38H158V41H157ZM178 38V39H179ZM185 38V39H184ZM19 39V40H18ZM22 39V40H21ZM29 39V40H28ZM69 41V42H67V40ZM92 39H93V41H92ZM94 39H95V41H98V45L97 44H95V42H94ZM97 39V40H96ZM104 39V38H103ZM114 40L113 41V43H111V41H109V40ZM119 39V40H118ZM172 39V40H171ZM174 39V40H173ZM179 39V40H180ZM243 39H245L246 41H254V39H247V38H245V37H243ZM8 40V41H7ZM21 40V41H20ZM34 40H37V41H35V42H33ZM38 40H39V42L41 41V45L40 44H38ZM52 40V41H51ZM59 40H62V41H65V43H67V44H64V42H62V41H59ZM77 40V41H76ZM89 40H91V41H89ZM108 40V41H107ZM122 41L123 43H124V45H123V43L120 41V43L122 44V45H120V43L118 42V41ZM125 40V41H124ZM131 40H132V42H131ZM151 40H153V41H151ZM210 40H214V43L212 42V41H210ZM217 40V41H216ZM19 41V42H18ZM51 41V42H50ZM60 42V44L58 45V43ZM74 41V42H73ZM82 41V42H81ZM84 41V42H83ZM89 41V42H88ZM105 41H107V42H105ZM117 41V42H116ZM128 41V42H127ZM133 41H135V42H133ZM210 41V42H209ZM8 42V43H7ZM30 42H33V43H30ZM42 42H43V44H44V46H43V44H42ZM75 42H77V43H75ZM91 42H94L93 44L95 45L94 46V48H96L97 47V49H94L92 46H93V44L91 43ZM102 42V43H101ZM115 42V43H114ZM129 42H130V45H128L129 44ZM142 42H143V44H142ZM158 42V43H157ZM177 42H180V43H183V44H178ZM193 44V45H191V43ZM197 42V43H196ZM204 42V43H203ZM225 42H227L229 45H230V48H234L235 47V41H234V38H230V37H227L226 38V41ZM21 43V44H20ZM30 43V44H29ZM36 43V44H35ZM48 43V47L46 46V44ZM50 43V44H49ZM54 43V46H56V47H54L53 45L51 46V44H53ZM62 43V44H61ZM83 43H86L85 45L87 46V50H86V46L84 47L83 45ZM89 43H91L90 45H88ZM126 43V44H125ZM128 43V44H127ZM134 43V45H132ZM137 43V45H135ZM148 43V44H147ZM160 43V44H159ZM188 44V45H184V44ZM195 43L198 45H195ZM10 44V45H11ZM18 46H17V45ZM33 44H35V45H33ZM37 44L39 45V46H37ZM112 44V45H111ZM120 45V46H118V45ZM145 44V48H144V45ZM162 44V45H161ZM202 46H201V45ZM212 44H213V46H212ZM1 45V44H0ZM31 45V46H30ZM65 45H67V46H65ZM100 45V46H99ZM106 45H108V46H106ZM166 45V46H165ZM195 45V46H194ZM206 45V46H205ZM209 45H210V47H209ZM50 46V47H49ZM57 46H59L60 48H58ZM70 46H73V47H70ZM101 48V49H99V47ZM106 46V48L104 49V47ZM111 46V47H110ZM113 46V47H112ZM118 47V48H116V49H114V47ZM122 46L123 47H126V48H122ZM133 46V47H132ZM138 47V48H136V47ZM142 46V47H141ZM186 47V50H184V48L182 49V48H180V47ZM191 47V48H188V47ZM200 46V47H199ZM212 46V47H211ZM23 49L22 51H20L19 52V50L18 49ZM27 47V48H26ZM36 47V48H35ZM47 49H49V50H47ZM70 47V48H69ZM75 47V48H74ZM78 47V48H77ZM83 47V48H82ZM91 47V48H90ZM110 47V48H109ZM130 47H131V49H130ZM140 47V48H139ZM176 47V48H175ZM217 47V48H216ZM3 48V49H2ZM33 48H35V49H33ZM43 49L44 50V52L42 51V54H39V55H36V53H37V51L36 50H38V49ZM62 48V49H61ZM109 48V49H108ZM122 48V49H124V50H120V49ZM134 48V51L136 52V56H134L135 55V53H133L134 51L132 50ZM175 48V49H174ZM187 48H188V50L191 52V53H189V52H187ZM10 49H11V46H10ZM20 49V50H21ZM52 49V50H51ZM59 49H61V50H59ZM76 49H79V50H81V51H79V50H76ZM91 50V52H94L95 50L96 51H99V52H101V56H99L98 54H100V53H98L97 52V55H95V57L94 56H92V55H94V54H96L95 52L94 53H91L90 52V50ZM94 49V50H93ZM103 49V50H102ZM113 49V50H112ZM120 50L119 52H120V54L122 53V54H124L122 51H124L125 52V49L126 50H128V52L130 51V53H126V55L124 54V57H119L118 58V55H120L119 53L116 55V54H114V55H112V53H115V50ZM141 49H142V51H141ZM144 49V50H143ZM147 49V50H146ZM198 50V51H196V50ZM32 50H34V51H32ZM66 50H68L67 51V53H66V55H67V57L66 58H62V57H64L65 56V54H64V52H66ZM104 51L105 50V52H107V53H104V52H102V51ZM107 50V51H106ZM109 50V51H108ZM112 50V51H111ZM118 50L116 51V53L118 52ZM140 50V51H139ZM201 50H202V52H201ZM203 50H205V51H203ZM234 50V49H233ZM7 51V52H6ZM28 52V54L26 53V52ZM48 51H50L49 53H48ZM58 51V52H57ZM59 51H61V52H59ZM70 51H72V52H70ZM76 51V52H75ZM88 53H87V52ZM111 51V52H110ZM148 51H149V53H148ZM165 51V52H164ZM216 51V52H215ZM235 51H236V49H235ZM15 52V53H14ZM30 52V53H29ZM32 52H36L35 54L34 53H32ZM52 52V54H50ZM54 52H55V54L57 55V56H55V54H54ZM74 52H75V54H74ZM81 54H80V53ZM109 52V53H108ZM147 52V54H145ZM187 52V53H186ZM204 52V53H203ZM212 52V53H211ZM244 52V54L246 55V56H248V51H243ZM21 53V54H20ZM45 53H47V54H45ZM60 53H62L61 55H60ZM72 53H73V55H72ZM134 55H133V54ZM208 53V54H207ZM214 53H217L216 54V56L214 55ZM230 53H233V51H230ZM30 54V55H29ZM35 55V56H33V55ZM107 54H109V55H107ZM110 54H111V56H110ZM128 54V55H127ZM130 54V55H129ZM149 54V55H148ZM150 54H152V56L150 55ZM169 54V55H168ZM41 55V56H40ZM42 55H45V56H42ZM59 55H60V57L61 58H59ZM75 55H77V56H75ZM80 55H81V58H80ZM132 55H133V58H131L132 57ZM187 55V56H186ZM189 55V56H188ZM235 55V54H234ZM37 56V57H36ZM52 56H54L55 57V60H53L54 59V57L53 58H51ZM73 56V57H72ZM99 56V57H98ZM108 56H109V58H108ZM123 56V55H122ZM125 56L127 57H129V59H130V62L131 63H129L127 60H129V59H127V58H125ZM148 56V57H147ZM176 56V57H175ZM13 57H15L14 59H13ZM27 57H28V60H27ZM38 57H40L39 59H38ZM48 57H49V59H48ZM70 57V58H69ZM78 58L79 57V59H81V60H79V59H77V61H78V63H76L74 60H76L75 58ZM87 59H86V58ZM110 57H113L114 58V60L112 59L111 61H110ZM5 58V59H4ZM22 58H24V60L22 59ZM33 58V59H32ZM73 58V59H72ZM89 58V59H88ZM102 58V59H101ZM109 59V61L107 62V60ZM143 58V59H142ZM165 58V59H164ZM190 58V59H189ZM256 58H258L257 56H256ZM29 59H32V61L31 60H29ZM35 59V60H34ZM52 59V60H51ZM61 59H63L64 61H61ZM83 59H85V63H81L82 62V60ZM93 59H96L97 60V62L96 61H94V63H91V61ZM117 59L118 60H120L119 62L120 63H122V62H124V63H128L127 65L126 64H124V63H122V64H118L119 62L117 61ZM127 59V60H126ZM151 59V60H150ZM226 61L225 63H224V60ZM6 60H7V62H6ZM15 60V61H14ZM39 60H41V61H39ZM67 61V64H68V62H73L74 64H75V66L76 67H79V69H80V71H79V69L78 68H76L74 65L71 67H69V65H72V63H69V65H67L68 67H66L65 66V64L64 63H66V61ZM70 60V61H69ZM73 60V61H72ZM91 60V61H90ZM121 60H123V61H121ZM221 60V61H220ZM255 62H257L256 60H255V57H254V59H253ZM3 61H5V62H3ZM9 61V62H8ZM18 61V62H17ZM29 61V62H28ZM31 61V62H30ZM35 61V62H34ZM53 61V62H52ZM61 61V62H60ZM80 61V62H79ZM92 61V62H93ZM99 61V62H98ZM118 63H117V62ZM141 61V62H140ZM166 63H165V62ZM194 61V62H193ZM34 62V63H33ZM40 62H42V64H40ZM47 62H49V63H47ZM60 62V63H59ZM62 62H63V64H62ZM106 62H107V64H106ZM110 62H112L111 64H110ZM192 62L194 63V65L192 64ZM227 62H229V63H231L232 64V67H230L231 66V64H226ZM4 63H7V64H9V65H7V64H5L4 65ZM20 63H22V64H20ZM24 63H26L25 65H24ZM30 63H32V65L30 64ZM36 63H38V69H39V67L41 68V65H42V69H39L38 70V73H37V70L35 71V69L34 68H37L36 67ZM44 63L45 64H50L49 66L50 67H53V68H51V69H53L54 70V73H53V71H50V67L48 66V67H44ZM58 63H59V66H57L56 67V64L58 65ZM96 63H97V65H96ZM98 63H99V65H98ZM103 63V64H102ZM104 63H105V65H104ZM148 63H149V65H148ZM195 63H196V65H197V67H195L196 65H195ZM211 63V64H210ZM54 64V65H53ZM77 64V65H76ZM78 64H80V65H78ZM90 64V65H89ZM130 64V65H129ZM142 66H141V65ZM153 64V65H152ZM192 64V65H191ZM14 65V67H12ZM34 65V66H33ZM82 65V66H81ZM86 65V66H85ZM92 65H93V67H92ZM154 65H157V66H154ZM253 65V61L252 60H250L249 59V56H248V61H247V63H246V67H248V68H250L251 66ZM8 66H9V70H8ZM24 66H25V68H24ZM28 66V67H27ZM62 66V67H61ZM81 66V67H80ZM91 66V67H90ZM122 66V67H121ZM125 66V67H124ZM156 67L155 69L153 68V67ZM178 66V67H177ZM228 66L230 67V68H228ZM32 67H33V69H32ZM65 67V68H64ZM85 67V68H84ZM90 67V68H89ZM111 67V68H110ZM118 67H119V69H118ZM126 67H127V69H126ZM153 69H152V68ZM186 67H187V70H186ZM10 68H11V70H10ZM57 68H58V70H57ZM68 68V69H67ZM76 68L79 72H82L83 70H86V71H84V73L82 72V75H81V73H79L78 71L76 72L74 69ZM83 68V70H81ZM87 68H89V69H87ZM158 68H159V70H158ZM177 68H178V70H177ZM193 68V69H192ZM200 70V72L198 71V69ZM43 69H45V70H43ZM91 69V70H90ZM92 69H94L95 71H93ZM122 69H125L126 71H124L123 72V70ZM151 69H152V71H151ZM7 70V71H6ZM19 70V71H18ZM41 70V71H40ZM189 70V71H188ZM201 70H203V71H201ZM9 71L11 72V73H13V74H11V73H9ZM42 71L43 72H45V74L44 73H42ZM51 73V75H49L50 73ZM58 71V72H57ZM89 71V72H88ZM106 71V72H105ZM141 71H143V72H141ZM146 71V72H145ZM184 71V73H182ZM8 72V73H7ZM15 72V73H14ZM55 72H56V74H55ZM95 72V73H94ZM194 72H196L195 74H193ZM201 72L203 73V74H201ZM7 75H6V74ZM19 73V74H18ZM26 73V74H25ZM48 73V74H47ZM53 73V74H52ZM58 73V74H57ZM92 73V74H91ZM134 75H133V74ZM2 74H5V75H3V79H2ZM9 74V75H8ZM45 76H44V75ZM47 74V75H46ZM80 74V75H79ZM93 74H95L96 75V77H97V79L95 80V83H96V81H98L96 84L100 87H98V86H96V84L95 85H93L92 86V84L91 83H89V79H92V78H90V77H92L93 76ZM187 74H189V75H187ZM23 77H22V76ZM34 75V76H33ZM43 75V76H42ZM49 75V76H48ZM53 75H54V77H53ZM85 75H86V77H85ZM90 76L89 78H88V76ZM132 75V76H131ZM177 75V76H176ZM6 76V77H5ZM52 76V77H51ZM79 76H81V78H82V76H83V78L81 79ZM188 76V77H187ZM26 77H28V78H30V81L31 82H29V79L28 78H26ZM147 78V77H149V78H147V79H145V78ZM155 77L157 78V79H159V82H158V80H155L154 81V79H155ZM168 77V78H167ZM179 77V78H178ZM185 77L187 78L186 79V84H184L185 83ZM190 77H192V78H190ZM200 77H202V78H200ZM4 78H5V80H4ZM46 78H48L47 80H46ZM53 78H54V80H53ZM76 78L79 80L80 79V81H79V83H77L78 81L76 80ZM123 78V79H124ZM141 78V79H140ZM153 78V80H151V79ZM174 78V79H173ZM179 79V81L178 82H175V81H177L178 79ZM189 78V79H188ZM8 81H7V80ZM28 81H27V80ZM86 79H88V80H86ZM122 79V80H123ZM131 79V80H130ZM140 79V80H139ZM169 79V80H168ZM176 79V80H175ZM193 81H192V80ZM196 79H198L197 81H196ZM202 81H201V80ZM10 80H12V81H10ZM21 80V82H19V81ZM25 80V81H24ZM83 80V81H82ZM86 80V81H85ZM120 81V82H117V81H115L113 84H114V86H116V87H114V86H112V88H116L117 90L119 89V88H123L124 87V83H123V81ZM139 80V81H138ZM151 80V81H150ZM7 81V82H6ZM18 81V82H17ZM39 81H41L40 83L42 84H39L38 82ZM51 82V83H49V82ZM85 81V82H84ZM88 81V82H87ZM131 81V82H130ZM189 81V82H188ZM201 81V82H200ZM24 82H26L24 85H22ZM34 82V83H33ZM43 82H44V84H43ZM75 82L77 83V84H75ZM81 82H83L82 84H81ZM152 82H154V83H152ZM163 82V83H162ZM192 83V85L190 86V88H189V83ZM203 82V83H202ZM3 83V84H2ZM7 83H9L10 85H11V87L9 86V89L11 90L13 87L12 86H17V87H15V89H13L14 91H20V92H17V94H18V96L16 95V92H8L7 90H8V87H7ZM16 83H20L21 84V86H26L25 88H22L21 87V90L19 89V84H16ZM55 83V84H54ZM115 83H116V85H115ZM119 83H121L122 85H120ZM150 83V84H149ZM162 83V84H161ZM193 83H194V85H193ZM202 84V86H200L201 84ZM5 84H7V85H5ZM33 84V85H32ZM51 84V85H50ZM83 84H85V87H84V85ZM87 84V85H86ZM124 84V85H123ZM135 84H137V83H135ZM154 84V85H153ZM200 84V85H199ZM3 85H5L4 87H3ZM50 85V86H49ZM60 85H62V83L61 84H59V85H57V86H60ZM118 85V86H117ZM164 85V86H163ZM45 86V87H44ZM119 86H121V87H119ZM156 86V87H155ZM199 86V87H198ZM31 87V88H30ZM35 87V88H34ZM44 88V90L42 89V88ZM201 87H203V88H201ZM4 88H6L5 90H3ZM40 88V89H39ZM46 88H48L47 89V91H46ZM62 88V87H61ZM86 88V90H87V88H90V90L91 91H93V93L90 91H84V89ZM99 88V89H98ZM102 88H103V86H102ZM102 88H101V90H102ZM129 88L130 87H127L126 89L129 91ZM201 88V89H200ZM25 91H24V90ZM3 90V91H2ZM9 90V91H10ZM39 91H43V92H45V94L44 95H41V96H43V100L41 99L42 97H39L36 93L37 92H39ZM70 91V90H69ZM78 92H80V93H82V95H83V93H85V94H87V95H89V96H87V95H84V96H82L80 93H78ZM88 92L89 93H91V94H88ZM182 92H181V95H182ZM196 92V91H195ZM204 92V91H203ZM10 94V97L8 98L6 95H9ZM96 93V94H95ZM6 94V95H5ZM15 95V98H14V95ZM20 94V95H19ZM48 94V95H47ZM80 94V95H79ZM93 94V95H92ZM5 95V97H7V102H6V104H5V101H6V98L5 97H3ZM79 95V96H78ZM184 95H186L187 96V92H186V94H184ZM48 97V98H45V97ZM76 96L78 97V99L76 98ZM37 97V98H36ZM84 97V98H83ZM13 98V99H12ZM29 99V100H33V99ZM37 100H36V99ZM52 98V99H51ZM55 98V99H54ZM66 98V99H65ZM68 98V99H67ZM83 98V99H82ZM25 99V98H24ZM46 99H49V100H47V101H45ZM94 99V98H93ZM10 100V101H9ZM19 101L20 102V104L19 103H17V101ZM40 100V101H39ZM77 100V101H76ZM58 101H60V100H58ZM119 101V100H118ZM4 102V103H3ZM9 102V103H8ZM13 102V103H12ZM22 103V104H21ZM73 103V102H72ZM19 104V105H18ZM17 105V106H16ZM49 108H52V105H49L48 106ZM18 109H17V111H15L16 112V114L17 113H19L20 111H19ZM39 110V109H38ZM19 111V112H18ZM244 126V128L246 129V130H250V129H247V128H249V127H247L246 128V126H249V125H243ZM253 127V125L252 126H250V128L251 129H254V128H252ZM227 129H229V130H231L230 129V127L229 128H227ZM51 132H52V130H50ZM251 131V130H250ZM254 131H256V128H255V130H253L252 132H254ZM51 132H45V133H47V135H45L44 134V132H39V133H41L42 134V136H44L45 135V139H46V136L48 137H50V138H48L49 140L52 138V136H53V133L51 134ZM17 133V132H16ZM20 133H22V132H20ZM30 134L32 133V132H29ZM48 133H50L51 134V136H50V134L48 135ZM56 133V132H55ZM35 134V133H34ZM44 134V135H43ZM37 135V136H36ZM36 135H33V136H35V137H37V138H35V137H33V138H35V142H40V140H41V138H39L38 137V132H36ZM39 136H40V134H39ZM40 140H39V139ZM53 138H54V136H53ZM36 139H37V141H36ZM42 140H43V137H42ZM46 141H47V139H46ZM46 141H43L44 143L46 142ZM48 142V141H47ZM25 143H23L20 147H19V149H16V148H14V147H9V148H11V149H6V151L8 150V153H9V151H10V155L12 154L13 156H16V155H18V154H21L22 152V154H24L21 158H23V160H21L20 158H17V160H18V164L19 163H21L22 165L20 166V164L18 165L17 164V161H15V160H13V163H12V165H11V163L10 162H5V164H4V161H3V154L5 153V150H1L2 152V154L0 153V159H2V161H1V163H0V176L2 177V175H3V177H2V179L0 178V183H2V184H0V191H1V189L3 190V188H5L6 189V192H7V194L5 195L6 196V198H5V196H3L2 197V195L3 194H5V189L2 191V192H4L3 194H1V192H0V196L2 197H0V210H2V212L3 213H5L4 215H3V213L1 212V215H0V219H1V221H0V223H3V224H0L1 226H0V232H1V234H3L4 236H1V234H0V246L1 247H5V246H3V242L4 243H7V242H5V240L7 241H9V236H10V238H11V241H12V238L14 239L12 242H14V243H11V241H10V247H8L9 246V243H7L8 244V246H6L5 248L6 249H4V248H0V254L2 253V251L4 250V252L2 253V255H0V264H1V262H3V258H4V256H3V254L5 255V257H6V255L8 254V253H12L13 251H15V252H13L12 254H13V256L11 255V258H10V255H7L8 257H9V260H10V263H15V264H17V263H19L18 261H19V258H20V256L21 257H23V259H21V261H20V263L19 264H31V262L33 263V264H36V263H39L41 260H43L44 261V258H45V256H44V253L42 254V251L43 252H45V255L47 256L48 255V253H49V256L48 257H46V259L48 258V261H49V263L51 262V264H52V261L53 262H55V260L57 259V263L58 264H64V263H67V264H69V260H70V258H71V261H73L72 262V264H79L80 263V259L82 260V259H84L85 258V256L84 255H79L80 257H79V261H78V259H77V257H73L72 255V250H73V248L71 247V245L70 244H68L67 242H66V239L63 237V239L62 238H59V233H57L58 231H57V229H56V226L54 225V224H56V220H55V211H56V204H57V199H58V192L61 190V191H63L62 193H61V195H63L64 197H66V200L68 201V200H72L71 198H69V197H67L68 195H69V193H68V190L70 189V188H72V187H69V186H73V179H72V177H71V179H70V177H69V173L68 174H66V171H64L63 173L65 174V176H63L64 178H62V182L61 183H63V181H64V183L62 184V185H64V186H62V188L60 189V186L61 185H59V183H60V178L58 179V181H57V177L59 176L58 175V173H56L57 172V168L56 167H50V170L49 169H47V168H45L44 166H43V164L41 165L40 164V162H38V160H33V158H31L30 160H31V162H30V160L29 159H27V158H25L27 155H28V153H30V150L28 149V147H26L25 145H24ZM24 145V146H23ZM24 147V148H23ZM14 148V149H13ZM24 149V150H22V149ZM34 148H36V147H34ZM12 149H13V153H11L12 152ZM28 150V152H27V150ZM38 149V147L36 148V150ZM39 149H44V150H47V149H49V148H39ZM21 150H22V152H21ZM15 151H17V152H15ZM25 151V152H24ZM32 151V150H31ZM42 151V150H41ZM41 151H36V155H37V153H38V155L41 153V156H42V152ZM48 151V150H47ZM47 151H45L46 153H47ZM15 152V153H14ZM18 152H21V153H18ZM45 153V154H46ZM21 154V155H22ZM20 155V156H21ZM36 155L34 154V156L36 157ZM38 155H37V157H38ZM25 156V157H24ZM19 159H20V161H19ZM33 161V162H32ZM26 162H29V163H26ZM34 162H35V164H34ZM10 163V164H9ZM15 163V164H14ZM11 165V167H9V165ZM28 164V165H27ZM31 164V165H30ZM33 164V165H32ZM36 164H39V166L38 165H36ZM56 164V163H55ZM4 165V166H3ZM16 165V166H15ZM23 165H25V166H23ZM19 166V169H20V167H21V169H20V171H19V169L17 168ZM27 166H33V167H31V169H33L34 171H35V167H36V169H37V167H38V169L36 170V171H38L37 173H41V174H43V175H41V174H37L36 173V171L34 172V171H32L31 169H29L30 167H28L27 168ZM53 166V165H52ZM58 167H59V165H57ZM7 167V168H6ZM14 167V168H13ZM26 167V168H25ZM65 167H67V166H65ZM45 168V169H44ZM55 168V169H54ZM60 168V167H59ZM4 169V170H3ZM6 169V170H5ZM9 169V170H8ZM18 169V170H17ZM26 171H24V170ZM29 169V172L30 173H28L27 172V170ZM40 169H41V171H40ZM52 169H54L53 171H52ZM47 170H48V172H47ZM19 171V172H18ZM33 173H32V172ZM43 171V172H42ZM45 171V172H44ZM51 171V172H50ZM13 172V173H12ZM15 172H16V174H15ZM18 172V173H17ZM20 172H22V173H20ZM50 172V173H49ZM52 172H53V174H55L56 173V175H52ZM24 173H26L27 174V176L25 177V179L24 178H22L23 179V181H21L20 182V180H22V179H19V178H21V176L23 177L24 175H26V174H24ZM32 173V174H31ZM34 173H36L37 174V176H38V178L39 177H41V176H43L42 178H37V176L35 177V175L36 174H34ZM49 173V174H48ZM6 174V175H5ZM12 174V175H11ZM15 174V175H14ZM44 174H46L45 176H44ZM53 176V178H50L49 179V177L48 176H51V175ZM7 175H10V177L11 178H9V176L7 177ZM39 175H41V176H39ZM58 175V176H57ZM16 176V179H14V182H11V181H13V178ZM29 176H31V178L30 179H34V181H32L31 182V184H29L30 182V179H27V178H29ZM47 176V177H46ZM67 176V177H66ZM19 177V178H18ZM32 177H34V178H32ZM4 178V179H3ZM68 178V179H67ZM6 179V180H5ZM18 179V180H17ZM40 180L41 181V183L39 182L38 183V181L37 180ZM46 179V180H45ZM56 180V182L58 183H56L55 182V180ZM9 180V181H8ZM15 180L17 181L16 182V184H15ZM28 182V183H25L26 181ZM35 180H36V182H35ZM46 181V183L44 182V181ZM54 180V181H53ZM4 181V182H3ZM8 181V182H7ZM20 183H19V182ZM48 181V182H47ZM68 181H70V183H72V184H68ZM72 181V182H71ZM7 182V183H6ZM11 182V184H13V186L11 185V184H9ZM25 183L26 185H24L23 186V183ZM33 182H35V183H33ZM51 182V183H50ZM53 182H55L54 184H53ZM3 183H4V185H3ZM32 183H33V185H34V187H33V185H32ZM44 183V184H43ZM49 183V184H48ZM6 184V185H5ZM7 184H8V186H7ZM19 184H20V186H19ZM29 184V185H28ZM39 185V188L42 186V184L44 185V186H42L41 188H40V190H42V191H40L39 190V188H38V185ZM47 184V185H46ZM1 185L3 186V187H1ZM9 185H10V187H9ZM49 185V186H48ZM52 187H51V186ZM55 185V186H54ZM58 185V186H57ZM4 186H6V187H4ZM16 186V187H15ZM18 186H19V188H18ZM23 186V187H22ZM30 186V188H28ZM46 186V187H45ZM54 186V187H53ZM15 187V188H14ZM27 187V188H26ZM59 187V188H58ZM64 187V188H63ZM13 190H12V189ZM20 188H21V192H19L20 191ZM24 188V189H23ZM34 188V189H33ZM48 188V189H47ZM53 188H55V189H59V191L57 192V190H54ZM9 189V190H8ZM32 189H33V191H32ZM44 189V190H43ZM53 189V190H52ZM14 190H17V191H14ZM23 190V191H22ZM26 190V191H25ZM35 190H36V192L38 191V193H36L35 192ZM46 190V191H45ZM48 190V191H47ZM53 191H55L56 192V194H54L53 193ZM9 192V193H8ZM15 192H17L16 194H14ZM22 192H24V194L22 193ZM26 192H31L29 195H27L26 194ZM33 192H35L34 194H32ZM49 192H50V194H49ZM20 193V194H19ZM47 193V194H46ZM65 195H64V194ZM10 194V195H9ZM14 194V195H13ZM17 194H19V196L17 195ZM23 194V195H22ZM37 195L36 197H38L39 199H38V201H37V198L35 199V196H34V198L32 197L33 195ZM42 194V195H41ZM49 196L48 198H47V196ZM52 194H54L55 195V197L52 195ZM9 195V196H8ZM41 195V196H40ZM58 195V196H57ZM13 196H14V198L15 197H17V199L18 200H16V201H18L17 203H14V202H16V201H13ZM24 198H23V197ZM27 196H28V199H27ZM51 196V197H50ZM246 195H243V198L245 197ZM7 197L10 199V201H7ZM33 198V200H35V202H33L32 201V198ZM42 199H41V198ZM247 197H251V196H247ZM3 198L6 200L5 202L6 203H4V201H3ZM13 198V199H12ZM19 198H21V200L22 199H24L23 201L24 202H26V201H28V202H26V204L24 203V202H22ZM72 198H73V195H72ZM246 198V197H245ZM256 198L257 197H251V198H248V200H250V201H256ZM29 199H31L30 201H29ZM45 199V200H44ZM48 199H49V201H48ZM56 199V200H55ZM258 199V198H257ZM15 200V199H14ZM51 200V201H50ZM52 200H55L54 201V203H51L52 202ZM73 200H74V198H73ZM245 200H247V198L245 199ZM20 201V202H19ZM37 201V202H36ZM8 202H11L10 204L8 203ZM22 202V203H21ZM34 204H33V203ZM44 203V207L41 205L42 203ZM45 202L47 203V204H45ZM74 202V201H73ZM73 202H71L70 201V203H72L73 204ZM3 203V204H2ZM14 203V204H13ZM29 205H28V204ZM31 203H32V205H31ZM36 203H38L39 204V206H36V205H38V204H36ZM49 203V204H48ZM5 204V205H4ZM7 204H8V206H7ZM13 204V205H12ZM17 204V205H16ZM24 204H25V206H24ZM51 204V205H50ZM55 206V208H54V206ZM1 205H4V208H3V206L1 207ZM23 206V208H26L25 210L27 211V210H29V209H31L32 210V206H35L34 208H33V210L31 211V210H29V211H25L24 212V210L23 209H21L22 208V206ZM27 205V206H26ZM18 206H19V208H18ZM32 207V208H30V207ZM51 206V207H50ZM52 206H53V208H54V212H53V208H52ZM13 207H15V211H14V208ZM42 208V212H44V215H43V213H40L41 212V208ZM48 207V208H47ZM50 207V208H49ZM243 207H245V206H243ZM12 209V211H8L9 209ZM37 208H40L39 210L37 209ZM242 208V207H241ZM246 208V207H245ZM245 208H242V209H244L245 210V212H243L244 210H242V212H243V214H242V216L244 215V213H245V215L243 216V217H247L246 218V221L248 220V219H252V214H253V216H257L258 215V217H257V223L259 222V221H261V219H263V215L261 214V212L263 213V211L262 210H259L258 211V209H255L256 210V212H258L257 213V215H256V213L254 214V209L253 208H249V210L252 212H247V210H248V208L247 209H245ZM6 209H7V212H6ZM19 209H20V212H22L21 210H23V212L20 214V212H19ZM46 210V212H45V210ZM52 211H51V210ZM16 210H18V212L16 211ZM35 210H37V212L35 211ZM47 210H49V212L47 211ZM30 211L33 213V214H35L36 215V217L35 216H33L32 215V217L30 218V215H31V213H30ZM29 212V213H28ZM36 212V213H35ZM9 213V214H8ZM15 214V213H17L16 215H14L13 216V214ZM28 213V214H27ZM50 214V216H47L46 214ZM260 213V214H259ZM11 214V215H10ZM23 214V216H21L20 217V215H22ZM40 216H39V215ZM48 214V215H49ZM251 214V215H250ZM6 215V216H5ZM19 215V216H18ZM26 217H25V216ZM42 215V216H41ZM247 215V216H246ZM249 215H250V217L251 218H249ZM11 216V217H10ZM28 216H29V218H28ZM48 217V218H46V217ZM241 216V217H242ZM261 216V217H260ZM2 217H4V218H2ZM11 218L10 220H9V218ZM14 217H15V219H14ZM19 217V219L20 220H18L17 218ZM23 218V219H22ZM35 218V219H34ZM254 219L253 220H248V221H250L249 223H247V225H246V223H245V225H246V228L245 227H243V225H242V227H241V229H243V228H245V229H247L246 230V232H243V231H245V229H243L241 232L242 233H244L243 235L245 236L246 235V233H248L250 230H252V228H253V230H255V232H249L246 236H245V238L244 237H242V236H239L241 233H239L238 234V236H236L235 234H233L234 236H235V238H236V243H240V241L238 242V240H240V238H238V237H242L243 239H245V240H247V238H249V236L251 235V237L249 238V240H250V242H248V244H246V245H248V246H246L245 245V247H248V249L247 248H245V247H243L242 248V245H241V249H242V251H245V249H246V254H248V252H247V250L250 252L251 251V249L252 250H254V251H251L252 253H251V256H253V259H251L252 257L251 256H248V255H246L244 252V254L246 255H242V257L243 256H245V263L246 262H251L250 260H249V258L252 260V262L251 263H247V264H255V260L257 259L258 260V262H256V264H261V263H263V261L264 260H261L262 262L260 263V260H259V258L260 259H263V258H261V256L263 255V253L262 252H264L263 250H264V247H260V245H262V246H264L263 244H264V240H263V242L262 241H260L262 238H264L263 236H264V233L262 232V231H264L263 229H264V220H262L261 222L262 223H260L261 225H259V224H254L253 223V221L255 222L256 221V217H253ZM7 219V220H6ZM16 219H17V221H16ZM22 219V220H21ZM33 219H34V221H33ZM41 219V220H40ZM43 219H45V220H43ZM54 219V220H53ZM260 219V220H259ZM3 220V221H2ZM35 220H36V222H35ZM37 220H39V221H37ZM5 221V222H4ZM13 221V222H12ZM19 221V222H18ZM20 221H22V222H24V224H26L25 225V228L22 226L23 225V223H21ZM29 221H31L30 222V224H29ZM247 221V222H248ZM8 222V223H7ZM10 222H11V224L14 226L12 229H11V224H10ZM15 222V223H14ZM17 222V223H16ZM43 222V223H42ZM52 222H54V223H52ZM4 223H6V224H4ZM21 223V224H20ZM34 223H35V225H37V226H39V227H37V228H39V230L40 231H37V232H35L36 231V228H35V225H34ZM36 223H38V224H36ZM49 223L52 225V226H50L49 225ZM252 223V224H251ZM15 224H17V225H15ZM41 224H43V226H41L42 227V230H41V227H40V225ZM248 224L250 225L251 224V227L252 228H250V230L247 228L248 227ZM253 224L255 225V226H253ZM11 225V226H10ZM34 226V227H31V226ZM57 225V224H56ZM8 226H10L9 228H7ZM16 226V227H15ZM26 226L28 227V228H26ZM261 226H263V227H261ZM19 227H20V229H22V232H21V230L19 229ZM29 227H31V228H29ZM254 227H256V228H254ZM16 228V229H15ZM34 228V229H33ZM49 228V229H48ZM52 228V230L51 231H49L50 229ZM222 228V227H221ZM259 228H260V230H261V233H260V230H259ZM7 229H9V231L7 230ZM15 229V230H14ZM23 229H26V230H24L23 231ZM28 229H30V231H28L27 233H29V234H27L26 233V231L28 230ZM55 229V230H54ZM231 230H233V227L232 228H230ZM235 230H236V228H234ZM257 229V230H256ZM6 232V234H7V231H8V234L6 235V234H4V231ZM7 230V231H6ZM17 230V235H19L18 237L16 236V233H15V231ZM19 230V231H18ZM31 230H32V232H34V235H36V237L34 236V235H32L33 233H30L31 232ZM38 230V229H37ZM231 230H227L226 231V228H225V230H223V232H227L228 234H231V233H233V232H231ZM239 230V229H238ZM249 230V231H248ZM259 230V233L257 232ZM42 231V233L40 234V233H38V232H41ZM57 231V232H56ZM231 233H230V232ZM234 231V230H233ZM237 231V230H236ZM234 232V233H237V232ZM240 231V230H239ZM24 232H25V236H24ZM57 233V234H54V233ZM11 233V234H10ZM21 233V234H20ZM37 233V234H36ZM50 233V234H49ZM51 233H53V234H51ZM227 233H224V235L226 236V235H228ZM254 233H255V236H254ZM256 233H257V235H256ZM12 234H13V236H15V237H17L18 239H15V237H13L12 236ZM15 234V235H14ZM32 235L30 238H31V240H28L27 241V239L25 238V237H27L28 238V236L27 235ZM262 234V235H261ZM21 235V236H20ZM22 235L24 236V238H25V240H24V238L22 237ZM38 235V236H37ZM42 235V238H39V236H41ZM49 235H52V236H49ZM54 235H56L54 238H56V239H53V236ZM210 235V234H209ZM222 235V234H221ZM242 235V234H241ZM258 235H259V237L261 238H257V240H258V242L260 243V245H257V241L255 240L256 238L255 237H258ZM7 236V237H6ZM34 236V237H33ZM43 236H45V237H43ZM58 236V237H57ZM211 236V235H210ZM220 236V235H219ZM229 236V235H228ZM231 236V235H230ZM229 236V237H230ZM234 236H233V239L231 240V242H230V239H231V237H230V239L229 240H225V241H223V240H221V241H223L222 243H221V245L222 246H224L223 245V243L224 242H229V243H232V241H234L235 240V238H234ZM4 238L3 239V241H2V239L1 238ZM47 237H48V239L49 240H47V241H49L48 242V244H47V242L45 241V242H43V240H46L47 239ZM51 237H52V239L54 240V242H56V245L55 244H53V240L52 241H50V239H51ZM221 237V236H220ZM8 238V239H7ZM21 238V239H20ZM23 238V239H22ZM34 238L35 239H37V241H36V244L38 243L39 244V247H41V249H42V244H43V249L41 250L39 247H35V246H38V244L36 245L35 244V241H34ZM38 238H39V240H38ZM57 238L58 239H60V240H58L57 241ZM226 238V237H225ZM224 238V239H225ZM252 238L254 239V241L252 240ZM218 240L220 239V238H217ZM242 239V240H243ZM260 239V240H259ZM24 240V241H23ZM41 240V241H40ZM62 240V241H61ZM249 240H247V241H249ZM17 241V242H16ZM19 241V242H18ZM21 241H23V242H21ZM26 241H27V243H28V245H29V243H30V247H31V245L34 243V246H33V248H32V251H30L31 250V248L30 247H28V245H26ZM30 241V242H29ZM33 243H32V242ZM216 241L217 240H214L213 241V243H215L216 244ZM244 241V240H243ZM242 241V242H243ZM66 242V243H65ZM217 242H219V241H217ZM245 242V241H244ZM253 244H252V243ZM254 242H256V243H254ZM42 243V244H41ZM59 243H62V244H60V245H62L61 246V248L62 249H60V250H56L57 248L56 247H58V246H60L59 245ZM65 243V244H64ZM228 243V244H229ZM250 243V244H249ZM7 244H4V245H7ZM13 246H16V244L17 245H19V246H16V248H15V250H14V248H12L11 249V247H13ZM51 244H52V247H50L51 246ZM63 244H64V246H63ZM225 244V243H224ZM227 244V243H226ZM225 244V245H226ZM226 245V246H224V249L226 248V250H227V254H226V252H225V254H226V257H229V256H231L230 255V249L229 248H231L233 251H232V253H233V255H234V251H238L236 248H235V246H233V243L232 244H230V245ZM235 244V243H234ZM252 244V245H251ZM256 244V246H255V248H254V245ZM22 245V246H21ZM46 245H48V246H46ZM50 245V246H49ZM54 245L56 246L55 248V250H56V252L58 251V255L60 256L63 252H67V253H64V254H68V257H64L63 256V258L60 256V258H58V255L55 253V251H53L54 250ZM68 245V246H67ZM181 245L183 246V247H181ZM218 245H220V244H218ZM220 245V247H222ZM236 245V247L239 245H237V244H235ZM44 246H46V250H48L49 248H50V250H49V252L48 251H45V247ZM200 246V245H199ZM202 246V245H201ZM201 246L199 247L200 248V250H201ZM204 246V248H205V245H203ZM208 246H210L208 243H207V247L206 248H209ZM212 246H213V244H212ZM212 246H211V248H212ZM215 246V245H214ZM227 246H228V249H227ZM230 246H232V247H234L235 248V250L232 248V247H230ZM249 246H250V248H249ZM252 246V247H251ZM257 246H258V248L259 249H257ZM20 247L22 248V249H24L25 248V250H22V251H25L24 253L22 252V254H19V253H21V252H19L20 250H18V249H20ZM28 247V248H27ZM35 247V248H34ZM47 247H49V248H47ZM65 247V248H64ZM189 247V246H188ZM187 246H184L183 244H179L178 246H177V253L178 252H184L183 254H182V252L179 254V256L177 255V257L179 258L180 256H182V257H180L179 259H184V263L183 264H203L204 262H206V263H210V264H213V263H215V264H219L220 262L222 263V264H225V263H223V261H221V259H220V257L224 254L223 252L224 251H226V250H223V248H220V250L218 249V247L219 246H217L216 247V249H218V250H215V248L213 247L212 249V251H211V253L215 250V253H213L214 254V256L217 254L218 255V251H219V255H220V257H219V259H220V262H218L219 260L218 259H216V258H218V257H216V258H214V256L213 257H211L210 255H211V253H209L210 251H208L209 249H207L206 251L208 252V256H206L207 255V253H206V251H204V248H202L203 249V251H204V253L206 254H204V256H203V251H201L202 252V254H199L200 256H194L193 257V253H195V252H200V250H196L195 251V249L190 253V251L192 250L190 247L188 248ZM9 248L11 249V250H13L12 252L9 250ZM60 248V247H59ZM58 248V249H59ZM66 248H68V250L66 249ZM70 248H72V249H70ZM180 248H182L183 250H179ZM195 248V247H194ZM198 247H197V249H199ZM205 248V249H206ZM240 247H238V249H239ZM260 248H262V249H260ZM33 249H34V251H33ZM38 249H40L41 250V252L40 253H38L37 251H38ZM53 249V250H52ZM187 249V250H186ZM191 249V250H190ZM9 250V252L7 253V251ZM16 250H18V252L19 253H17V251ZM67 250V251H66ZM189 250V251H188ZM256 250H258L257 251V253H256ZM260 250L262 251V252H260ZM27 251V252H26ZM61 253H60V252ZM72 253H71V252ZM217 251V252H216ZM36 252V253H35ZM46 252H47V254H46ZM186 252H189L190 254H191V256L189 255V253L187 254ZM14 253H15V255H14ZM26 253H28V254H30L29 256L30 257H32V258H30V257H28V254L26 255ZM34 253L36 254V256L34 255ZM37 253L38 254H40L39 256L37 255ZM53 253V256H55L54 258L51 256V254ZM60 253V254H59ZM80 253H82V252H80ZM220 253H222V254H220ZM229 253V254H228ZM231 253V254H232ZM254 253H256L255 254V257H258V258H256V259H254ZM261 255H259V254ZM19 254V255H18ZM24 254H25V256H24ZM64 254H62V255H64ZM182 254V255H181ZM212 254V255H213ZM224 254V255H225ZM236 254L237 255H239L240 256V251H239V254L236 252ZM242 254V253H241ZM250 254V253H249ZM253 254V255H252ZM18 255V256H17ZM31 255H33V256H31ZM44 257H43V256ZM70 255H71V257H70ZM166 255H169V254H166ZM216 255V256H217ZM223 255V256H224ZM256 255H258V256H256ZM17 258H16V257ZM75 256V255H74ZM202 256V257H201ZM223 256L221 257L222 259H223ZM236 256V255H235ZM239 256H237L236 258H238ZM260 256V257H259ZM35 257L37 258V259H35ZM41 257V260L40 259H38V258H40ZM52 257V258H51ZM172 257V256H171ZM190 257H192V258H190V260H189V258ZM241 256H240V259L242 258ZM263 257V256H262ZM26 258V259H25ZM49 258H51L50 260H49ZM64 258H67V260H68V258H69V260H68V262H66L67 260L65 259V260H63ZM76 258V259H75ZM164 258H165V256H164ZM185 258H188V260L187 259H185ZM197 258V259H196ZM199 258V259H198ZM209 260V258H210V260L209 261H207V259ZM233 258V260L232 261H234V260H236V258L235 257H232ZM231 258V259H232ZM235 258V259H234ZM249 260H247V259ZM12 259V260H11ZM14 259V260H13ZM18 259V260H17ZM34 259H35V261H36V263H34ZM63 260V262H62V260H61V262H59V260ZM152 259V258H151ZM177 259V258H176ZM193 259V260H192ZM196 259V260H195ZM226 259L228 260L229 258H225V259H223L224 260V262H226ZM244 259V257L242 258V260ZM16 260V261H15ZM22 260L23 261H25L24 263H22ZM31 260V261H30ZM33 260V261H32ZM75 260V261H74ZM136 259H134V260H131L132 261V263H131V261L129 260V261H127L126 263L127 264H129V262H130V264H139V263H143V264H147V262H145L146 260L145 259H141V261H139L140 259H137L136 261H135ZM145 260V261H144ZM154 258L152 259V261L151 260H147L148 261V263L149 264H151V263H153L154 261ZM161 260V259H160ZM166 260H170V259H168V258H166L165 260H164V262L166 261ZM187 260V261H186ZM218 260V261H217ZM230 260V259H229ZM254 260V261H253ZM39 261V262H38ZM42 261V262H43ZM65 261V262H64ZM117 261H119L118 263H117ZM138 261V262H137ZM145 263H144V262ZM151 263H150V262ZM171 261H173V258L171 259ZM186 261V262H185ZM189 261V262H188ZM202 261V262H201ZM215 261V262H214ZM231 261V260H230ZM237 262H238V259L236 260ZM240 261V260H239ZM17 262V263H16ZM42 262H40L41 264H42ZM45 262H46V260H45ZM54 263V264H57V263ZM74 262H76V263H74ZM156 262L157 263H159L158 262V259H155V263L154 264H156ZM164 262H163V264H164ZM167 262V261H166ZM165 262V263H166ZM237 262H236V264H237ZM49 263H47V264H49ZM111 263H113V264H121V262H120V260L118 259V258H115L114 259V261L113 262H111ZM111 263H109V264H111ZM125 263V264H126ZM161 263H162V260H161ZM175 263V262H174ZM220 263V264H221ZM227 264H228V261L226 262ZM240 263H242L241 261H240ZM239 263V264H240ZM2 264H4V263H2ZM70 264H71V262H70ZM81 264V263H80ZM160 264V263H159ZM175 264H180L179 262H177V263H175ZM229 264H230V262H229ZM231 264H232V262H231ZM234 264V263H233ZM264 264V263H263Z\"/></svg>",
  "mask_w": 264,
  "mask_h": 264
}]
</instances>
